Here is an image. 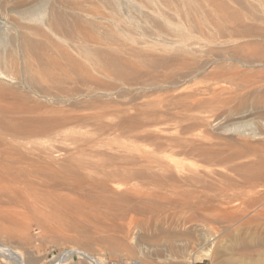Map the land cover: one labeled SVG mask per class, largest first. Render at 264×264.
Masks as SVG:
<instances>
[{"label":"rangeland","instance_id":"rangeland-1","mask_svg":"<svg viewBox=\"0 0 264 264\" xmlns=\"http://www.w3.org/2000/svg\"><path fill=\"white\" fill-rule=\"evenodd\" d=\"M7 1H9V0H7ZM40 1L41 0H34L33 3H31V4L32 5H36V4L40 5ZM67 1H68V3H67ZM70 1L71 0H66V1L65 0L64 1L63 0H58V1L57 0H53V1L49 0V3H50L49 6L52 7L53 4L54 5L56 4L57 8H61L62 6H64V7H62L63 10L68 7V9H67L68 11L67 10L63 11L62 8L59 9L60 11L64 12V16H65V18H64L65 20L64 21L68 23L69 19H71L70 22H72V19H73L72 18L73 17L72 14L73 13L76 14L77 11H78V8L81 9V7H82V5L80 6V4H83V7H82L83 10L79 9L77 14H79L80 17L83 16L82 17V19H83L82 25L86 26L84 28L89 30V29H92L91 26L94 25V29H92V31L94 33L98 34V35H101V36L102 35L103 36L108 35L109 32H111L112 35L116 33L114 35L115 37L111 36V33H110L111 39L115 43V45H117L116 43L119 42V40H120V42L118 44L119 47H117L115 49L112 48V51H110L112 61L114 60V58L120 59V55L122 53H126V54H128V56L129 55L133 56V54H134L135 58L132 57V56L131 57L129 56V59H128L127 58L128 56L127 57H123V56H125L123 54L121 57L125 58V59L121 58L119 61H117L118 65L116 64V61L115 62L113 61L114 63H112V61H111V62H108L107 64L105 63L106 61L103 62V63H105L108 66V68H107V66H104V67H105V69L107 71L106 74L107 73H109V74L105 75V72H104L105 70L103 71V73H95V72L94 73L95 74H99L100 77H102V78L104 77L106 82H105L104 79L100 78L99 75H95L94 73H92L93 71L88 69L89 72L91 71L92 76L94 74V76L91 77V74L87 72L88 70L84 71V70H86V69H84L83 71L85 72V74L87 76L90 75L91 79L93 78L91 80L89 76L87 77L85 75V77L90 79L89 82H91V83H89L86 80L87 78L83 77V74H84L83 71H80V69H79V72L81 73L80 75L82 77L79 75V73L77 72L76 69H75L76 71L75 70L72 71V69L70 68V70L72 71L71 72L69 70L68 66H70V67H72V66L67 61H65L63 58H61V56L57 55V53H56L57 51H56V48H55L56 45L57 46L58 45L61 46L60 44L62 43V45H64V47H66L64 42H62V40H58L55 37L50 36V42H51L50 44L51 45H49V44H47V45L52 46L50 48H54V49L51 50L50 48L48 49L46 47L47 45L45 47L42 46L43 41H44V39H42V37L35 36L34 40H36L37 38L38 39H37V41H34L32 39V36H30L31 37L30 39L32 40L33 44L36 45V46L33 45V47L31 49L19 50L16 47H14L13 48L14 49L13 53H14L15 56L13 54H11L9 56L8 55V54H10L9 50H7L8 52H3V53H2V51H0L2 54H4V55H1V53H0V55L1 56H6V57H4V59H6V60L8 59V61H5L6 62L5 65L1 64L4 67V69L0 68V70H3L4 72L6 71V73H8V74H4V77H6V75L8 76V78L7 77L4 78L5 80H2L3 78H0V91L2 92V93L0 92V94H1L0 102H1V100L3 101V99L7 100L6 102L5 101L2 102L3 106L5 108L1 107L2 103H0L1 104L0 111H4V110L6 111V110H9V109H12V108H14L13 106H15V105L25 106L26 107V105L28 106L29 104H30L29 106H31V108H33V109H34V106L37 107V108H35L36 110L40 109L39 108L40 105H42L40 107H43L45 105V107L46 106L47 107L46 108L43 107V109L41 108L40 110L43 111L44 109H47L49 107L48 108V112H51L50 110H52V109L54 110V108H55V111L52 110V112H60V111L62 112V111H65V110L66 111L69 110L68 112H70L71 110H74V112L71 111L73 113H71V112L70 113L73 116H75L76 118H78L77 119L78 121L76 120V122H78V124H76V122H73L71 125H68V127H66V128H69V130L71 132L69 130H66V132H65L66 128H64L63 129V134H64L63 136L64 137H62L61 139L59 138L58 141L55 140L56 138L55 139L54 138H50L53 141L55 140V142L50 141L49 142V144L51 143L50 145L49 144H44V142L46 143V141L48 142V140H50L49 138L48 139L46 138L45 139L46 141H44L42 143V140H43L44 137L41 138L40 140L36 138V141L38 140V142L35 141L36 143L33 142L35 139H33L32 142L35 144L36 148H38L37 146L39 145V149L41 147L42 148L45 147V148H48V149H51V150H52V148L54 150L55 149H59L58 150L59 152L58 151L57 152L61 153V154H58L57 152L52 150V151L55 152L54 154H56V156L55 155H53V156L56 157L55 158L56 159L55 163H57V164H58V160H57L58 156L60 158V159L59 158L58 159L60 161L64 159L63 161L64 162L66 161L65 163H68L71 160L70 158H72V160H74L76 162L77 160L74 159L75 158L74 156L77 157L79 155V153H81V150L84 151V152L82 151L83 154L85 153L84 155L89 154L88 156H92V155H95L94 152L95 153L97 152V151H94L93 154H92V151L99 149V152H97L96 153L97 155H95L96 157L93 156L94 159H92L91 157H90L91 159H89V157L86 156V159L90 160L89 161V165L91 164L93 166H89L88 163H87L88 161H86V159L84 160L85 157L82 158V156L79 157L80 160H82L81 162L83 163V161H84L85 165L86 166L88 165L87 167L91 168V170H93L94 167H96L95 168L96 171H99V169L101 168L100 167L101 166V161L103 162L102 163V165H103V164L106 163V161L107 162H111L113 164L114 163L116 164V161L118 160L117 164H116V167H119L120 169H125V170H127L130 167V169H128L127 171L130 173L131 176L130 175H128V177L122 176L123 177L122 180H121V178H122L121 176H119L118 178L112 179L113 181H116V182H113L114 183L113 185H115V186H113V188L114 189L115 188L118 189V190H115V191H117V192H115L113 190V188H112V193L115 194V195L120 194L123 197L125 196L124 197L125 202L124 201H116V202L114 201V204H113V201H112V203H111L112 205L109 204V206H107V205H105V206L104 205H99V206L95 205L96 207L95 206L94 207H90L88 204H85L84 200L80 199L78 201V197L75 195V193H70V192L67 193L66 192V194L68 195V199H69V197H71V199H70L71 201H73L76 198L75 200L78 201L79 203L82 202V201L83 202L80 203L81 205L79 203H77V202L73 203V206H77V205L78 206L76 207L77 210H74V208H72L71 212H69L70 210H68V209H65V212H63L64 208H62L61 209L62 213H61V216L59 217L60 219L59 218L58 219H55V218L53 219V216L51 215V219L49 221V219H47L48 217H44V216L47 215V214H50V212H47V214L44 213L45 215L43 214V217H44V219L46 218L45 220H47L46 223H45L44 222L45 220H43V219H41V221L39 220V216L36 217V218H38V219H36L34 216L31 217L30 214L24 215L25 213L22 211V209H20L19 207H16L14 205L16 207L15 208L13 206V204H11L12 206H10V204H9V206H6V205H8V203L4 204L5 202L2 199L1 201L3 202L4 205L0 202V204H1L0 206L2 207V205H3V208L0 207V211H3L2 213H0V215H5L11 221L8 220V219L3 218L4 216L3 217L0 216V228H1L0 229V236H1L0 237V244H4V246H7V247H9V248H11L13 250H15L17 248L16 251L19 250L18 252L21 251L22 253H20V254L22 255V257L26 256V257H23L24 260H25V263H29L27 261L28 260V254H32V256H33L34 253H35V255H37V256H33L34 258L31 257L33 259V261L31 260L33 264H36L37 262H38L37 264H60V263L61 264H67V263L68 264H82L81 262L77 263V260H75V259L73 261H71V260H67V261L64 260L63 262L61 261V260H63L64 255H66L68 252H70L72 250H77V249L78 250L82 249L83 251L85 250L86 252L89 251V252H87V255H89V256L95 258L96 260H98L100 262V264H132V263H134L135 260H139V259L142 260V258L144 256L141 255V253H142V251H144V249H146L148 247H150V248H148L150 250V252L153 251L151 253H153L154 255L156 254V256H159L158 259L156 260V263H154V264H230V263L227 262V260H226L227 257L225 256L226 254L224 253V250H223V249L226 248V246L228 244V239L227 238L228 237H230V238L231 237H235L238 234L235 230L240 227V222L246 221V219H248V218H250V217H252L254 215L255 212H253V206L249 205V203L250 204L252 203L251 202L252 199H250V198H254L253 195H255V192H256V189H257L256 185L258 187V185L260 183V180L258 179V177L260 175L261 176L264 175V173H263L264 172L263 171L264 170L263 169L264 168V166H263L264 165V105H262L263 108L259 109V107H260L259 105L260 104H258V102L260 100H261V102H259V103H261V104L264 103V56H263L264 55V52H263L264 51V39H263L264 38L263 37L264 34H262V33L260 34L259 33L260 32L259 30H264V29L261 28V27L264 28V11H263L264 10V8H263L264 1L263 0H259L257 2V0L256 1L255 0L254 1L253 0H221V2H219L220 0L219 1L218 0H188V1L187 0L186 1L185 0H157V3H156V0H155V2H152L151 0H138V1L134 0V2L137 1V2H135L137 4L141 3L140 5H137L134 2H132L133 0H128V3L131 6H132L131 2L138 6L137 8H136V6L134 7V5L132 7H130L132 9V11H130V8H129L130 5L128 6V3L126 2L127 0H122L121 2L119 0H76V1L72 0L71 2ZM79 1H80V3H79ZM81 1H83V3H81ZM103 1H105V2H103ZM1 2H3V1H1ZM64 2H66V4ZM73 2H75V3L77 2V4H75V3L73 4ZM222 2H224L225 5H222L223 4ZM239 2H240V4H239ZM256 2L258 3L259 7H258V5H256L257 4ZM259 2L262 4V7H261V4ZM121 3H123V4H121ZM142 3H143V6H142ZM1 4H0V8H1L0 9V11H1L0 12V19H1L0 20V25H2L4 23V21H5V23L3 25H5L8 22V18H9L10 14L6 11L7 10L6 9V3H3L2 5ZM220 4H221V7L223 8V10L221 9ZM249 4L252 5L251 6L252 8L251 7H247V6H250ZM32 5L28 4L27 7L30 8ZM68 5H71L70 9H69ZM75 5H77V6H75ZM65 6H66V8H65ZM76 7H78V8H76ZM140 7L142 9H140ZM224 7H226V8L224 9ZM257 7H258V9H260V10L257 9L259 12L257 10L254 12V10ZM127 8H129V9H127ZM71 9H72V13L70 11ZM137 9H140V12H138L139 10H137ZM75 10H77V11H75ZM250 11H252V12H250ZM2 12L6 13V15L4 13V17L2 16L3 15ZM94 12H95V14H94ZM96 12H97V14H96ZM82 13H83V15H82ZM84 13H86V14H84ZM235 13H237V16L239 18L236 17V19H234L233 16H234ZM7 14H9V15H7ZM68 14L70 15V17H69ZM249 14H252V15L250 16ZM98 15L103 16L101 18V20L100 19L98 20V18H100V16H98ZM244 15H246V17H244ZM247 16L249 18H251L250 21L248 20ZM84 17L85 18L87 17V21H86V19ZM244 18H245V21H244ZM88 19L91 20L89 22L90 24H87L88 23ZM253 19H255V21L256 20L257 21L255 22V21H253ZM240 20L242 22H240ZM85 21L87 22L86 25H84ZM93 21L95 23H97V25L95 23H93ZM251 21H252V23H251ZM36 23L37 22H35L34 24H36ZM242 23H244L245 25L247 23L248 26H249V24H253V25L255 24L256 26L255 25L254 26L250 25V26H252L253 29L254 28H256V29H254L252 31V29H251L252 27H250V26L247 27V25H246V27H247L246 28L245 25H243ZM261 23L263 24V26L261 25ZM241 24L243 25V27H242ZM87 25H90L89 28L87 27ZM239 26H241V28ZM249 28H250V30H249ZM241 29H243L244 31L241 30ZM246 29L248 30V33H247ZM96 30H97V32L100 31V33H97ZM113 30L114 31L116 30V31L114 32ZM121 30H124L125 33H123V31H121ZM179 30H180V32L181 31H183V32L179 33ZM237 30H239L238 33H236ZM119 31H121V32H119ZM240 31L242 32V35L239 34ZM251 31L254 32L253 35H256V37H253V35L252 36L250 35V33L252 34ZM12 32H13V30H12ZM104 32H106L107 34H104ZM233 32H234V35H233ZM243 32L246 35L247 34L250 35L251 38L248 35L246 37H244L245 34H243ZM101 33H103V34H101ZM117 34L120 35L119 38H121V39L116 40L117 37H118ZM126 34H127V36H126ZM121 35H122V37H121ZM236 35H238L240 37L242 36L241 39L244 42H242L241 39H239L240 37L237 38ZM258 35H259V37H258ZM182 36H185L186 39L184 37H182ZM191 36H192V40L190 39ZM231 36H232V38H231L232 40L230 39ZM234 36H236L235 40L233 38ZM127 37H128V39L131 37L132 40L134 38L133 41L135 43H133V41H132V44H133L132 48H135L136 50L135 49H130L131 48V46H130L131 42L129 40H131V39L128 40V39H126ZM187 37H189V38H187ZM40 38L43 41L39 40ZM113 38H116V39H113ZM137 38H138V40H142V41H140V43L143 42L141 44L143 46L145 45V41H147L146 42L147 46L146 47L145 46L142 47V46H140V44H139V46H137L138 42L136 43V41H135V39L137 40ZM183 38H184V40H183ZM53 39L56 40V42H58V43L56 44V42L53 41ZM175 39L178 41L177 43L174 41ZM188 39L191 40V43H193V45L190 43V40L188 41ZM126 40H127L128 43L126 42ZM185 40H187V41H185ZM238 40L240 41V43H239ZM233 41H235V42H233ZM59 42H61V43L59 44ZM122 42H124V43H122ZM186 42L188 44H186ZM198 42L200 44H197ZM245 42H247V43H245ZM121 43H122L123 47H121L122 45L120 46ZM37 44H40L39 45L40 49H39V46H37ZM124 44L125 45L127 44L126 46L129 49L128 48L126 49ZM195 45H196V47H195ZM238 45L241 46L240 49H239V47H237ZM242 45H244V46H242ZM191 46H193V49L195 50V51H193V50L191 51L192 55H194V58L196 56V58L198 57V59H199V62H198V59H195V61H194V64H197V67H196V65L191 64L193 62H190V61H192L194 59V58L191 59L192 58L191 52L190 51H185L186 49L190 50L189 47L191 48ZM198 46H200V50H199ZM235 47H237V49H235ZM46 48L48 49V51L46 50ZM120 48L121 49L124 48L125 52H122V51H124V49L121 50ZM137 48H139L138 51H137ZM143 48L145 49L146 53L140 52L138 54L136 53L137 55L135 54V52H139L140 50L144 51ZM36 49L39 50V51L42 50V52L41 51L39 52ZM113 49H114V51H113ZM101 50H103V49H101ZM116 50H118L117 52L121 51L122 53H119L120 55L118 56L117 52H116L117 54L114 53ZM128 50H129V52L131 50H133V51H131L133 54H131V52L129 53ZM146 50H148V51H146ZM169 51H170V54H169ZM202 51H205V52H202ZM194 52H196V53H194ZM33 53H34V55L32 56ZM51 53L53 54V56L51 55ZM20 54L22 56H24V57H22ZM139 54H142V55L146 54V56H148V58L146 59L145 55H144V57L142 55H140L141 61H137L136 57L137 56L139 57ZM186 54L188 55V57H189V54H190V57H189L190 59H188ZM245 54H246V56H245ZM248 54H249V56H248ZM25 55L26 56L28 55L29 58H33L34 62L33 61L32 62L34 64L30 61L31 59L29 60V58H25ZM239 55H241V56H239ZM1 56H0V62L2 60ZM17 56H18V61H17V59L14 60V58H17ZM114 56H116V57H114ZM44 57H46L45 58L46 60L41 59V58H44ZM74 57H76V56L74 55L73 58ZM138 57H137V59H139ZM169 57H170V59H169ZM174 57H176V58H174ZM179 57H180V59H178ZM182 57L185 60L188 59L187 62H190V63H187L184 59L182 60L181 59ZM126 58L128 60H130V58H131L130 62H133V64H134L133 65V64L130 63L133 66V68H132V66L130 67L131 70L129 71V73L131 75L133 73L132 77H130V75L128 73V70H127V67H129L130 64H126V63L129 62ZM25 59H26V62H28V65L29 64L31 65V66L29 65L30 67H27L26 65L23 66L24 64H27L25 61H21L20 62V60H25ZM39 59H41L42 61L39 62V64H38ZM55 59H57V60L59 59V60L57 61ZM60 59H62V60H60ZM54 60H55V62H54ZM122 60L125 62L124 64H123ZM125 60H127V62ZM134 60L136 61L137 65H135V61ZM149 60H150V62L152 60L151 64H150ZM180 60H182V61H180ZM252 60H253V62H252ZM11 61H12V63H11ZM46 61H47V63H46ZM64 61L66 62L67 65L63 63ZM153 61L156 64L158 63L159 65L158 64L156 65ZM156 61H159V62H156ZM183 61L186 62V63H184ZM8 62H10L11 65L14 66V67H16L17 62H20V64L18 63L19 67H18V65L16 67L18 69H15L14 67L9 66L10 64L7 65ZM23 62H25V63H23ZM120 62H121L122 65L126 64L128 66L125 65L124 67H126V68H124L123 66H119V65H121V64H119ZM140 62L141 63L143 62V64H141ZM160 62L162 64V66H161L162 68H160ZM162 62L163 63L165 62L167 64L170 63L168 65V67H167L169 72H168L167 68H165L167 66V64H164L165 66H163ZM171 62H173L172 63L173 65L171 64ZM181 62L183 64H180ZM201 62L203 63V66L205 65L204 67L202 66ZM110 63H112L111 66H110ZM252 63H253V65H252ZM60 64H62V66L64 67L65 70H62L63 68L61 69L62 66L60 67L59 66ZM113 64H114V66L117 65L120 68L123 67L122 69H124V70L120 69V71H119V68L117 66L116 67L118 69L116 67H113L112 69H110L113 66ZM144 64L147 66V68L141 67ZM148 64H149V66H148ZM175 64H176V67H178V65H181L183 68L181 67V69H180L179 68L180 66H179L177 69H175L176 67H172V66H175ZM185 64L187 66L189 65L190 68L185 70L186 67H187V66H185ZM1 65H0V67H1ZM42 65L43 66L46 65V67L45 66L42 67ZM138 65H139L138 68L141 67L139 70H138V68H136V69L134 68V66L137 67ZM150 65L153 68H151ZM22 66L24 67V69H23ZM38 66H41L40 69L41 68L44 69V70L41 69V71H43L44 73L39 71V67ZM58 66L60 67L61 72L59 71L58 73H55L54 70L55 71L59 70ZM109 66H110V68H109ZM155 66H157V67H155ZM192 66L193 67L195 66L194 67L195 70H194V68ZM6 67L7 68L9 67L8 68L9 70L6 69ZM20 67H21V70H20ZM191 67L193 68V70H191L192 72L190 71V69H192ZM198 67H200V68H198ZM55 68H57V69H55ZM149 68H151L153 70H156V71H154V73H151V74H153V76H156V77H153L149 73L150 71L151 72L153 71V70H151ZM170 68L172 70H170ZM10 69L13 70V73H11L12 71ZM147 69H149V72H147ZM23 70H24L25 73L22 72ZM110 70L111 71L114 70L113 71L114 73H115V71H117L118 76L121 75V74H119V72H123V71L125 72V73L123 72L122 76H124V75H126L128 73L126 76H127V78L129 80L127 78H125L126 76H124V78L127 81L124 78H122L121 76H120L121 78L120 77L117 78L116 75H114V73H113V76H112V74H111L112 72H108ZM165 70H167V71H165ZM182 70H185L187 72H184ZM3 71H0V73H2ZM17 71H18V73L21 72L20 74H23V73L24 74L23 75L19 74V76H18ZM27 71L31 72L32 75H33V72H34V74L36 76H32L31 73L29 74ZM62 71H65V72H62ZM74 71L76 73H78V75L80 77L78 75H74ZM14 72H16L17 75ZM26 72H27L28 75H26ZM47 72L51 76L50 75L48 76ZM146 72H147V74H146ZM157 72H159L160 76L157 75L158 74ZM164 72L167 73V74L168 73L171 74L172 78H174V76H175V79H172L171 77H168L169 74L165 75ZM9 73H10V75H9ZM63 73H65V74H63ZM12 74H15L16 76L14 77V75H12ZM39 74L42 75V78H40L41 75H39ZM44 74H46L44 76L45 78L51 79V80L53 79V80L52 81L51 80L47 81V79L43 78ZM60 74L66 75V76H62L61 75L62 78H63L62 79ZM69 74H70V78L72 77L71 80H73V81L75 80L76 81V82L74 81V83H73V85L75 87L72 85L73 81L69 82L70 79H69V76H67ZM102 74H103V76H102ZM154 74H156V75H154ZM161 74L163 76L164 75L165 76L162 77ZM37 75H39V77H37ZM171 75H169V76H171ZM182 75L186 76L185 77L186 79H184V77ZM29 76H30V78H29ZM56 76H58L57 78L60 77V79H58L57 81L55 80V79H57ZM73 76H74V78H73ZM96 76H98V78H99V79L97 78L98 82H97V79L95 78ZM107 76H109V78L112 76L113 79H112V77L109 79V78H107ZM145 76H147V77H145ZM148 76L151 77L150 78L151 80L148 79L149 78ZM166 76L168 78H165ZM64 77L67 78V79H65ZM77 77L80 78L79 80L82 83L79 84V81H78ZM160 77L163 78V79L165 78L166 81L163 80V79H160ZM94 78L96 80H94ZM145 78H147V79H145ZM170 78L172 80L167 82V80H169ZM100 79H102V80L100 81ZM142 79H143L144 82L142 81ZM158 79H159V81L160 80L161 81L159 82ZM6 80L8 82H5ZM61 80L62 81L64 80L63 81L64 83ZM85 80H86V84L88 85L87 87H89V89L86 88V84L84 83ZM120 80L122 82H120ZM145 80H148V82L152 81V80H155V81H158L159 84H157V82H155V81H152V82H149V83L150 84L155 83V84L149 85V83L146 82ZM45 81H47V83ZM49 81H51V82H49ZM65 81H66V83H65ZM92 81L97 82V84L95 82H92ZM99 81H100V83H99ZM10 82H12V83H10ZM19 82H21V83H19ZM67 82H68V85H67ZM141 82H143V84ZM1 83L5 84V86L6 85L7 86L4 88V86ZM57 84H59V86ZM83 84H84V86H83ZM107 85H111V86L113 85V86L111 87V86H107ZM2 86H3L4 89L3 88L1 89ZM10 86H11V89H10ZM47 86H49V88ZM69 86H70V88H72L73 91L69 88ZM98 86L100 87V89H99ZM105 86H106V88H108L110 90L109 91V90L106 89L107 92L109 91V93H110V95L108 96L109 98L106 95V94H109V93H107V92L105 93V91H106L105 90ZM7 87L10 89V91L11 90L12 91L13 90L14 91L18 90V92H14V93H17V94L23 93V94H26L25 96L29 95L30 98H32V99L27 100L28 103L25 101V102H23V104H19L18 103L19 100H20V102H22V99L24 101V100L28 99L29 96H27V98H26V97L23 96V94H22L23 97L18 95V101H17L16 100L17 99L16 98V94H15V96H13L14 93L11 91L12 94L11 93L10 94H11L12 98L15 97L16 101L13 100V101H15V105H14V103H12V105H10V100L12 102V99L8 98V97H10V95L7 94L8 93L7 91H9V89ZM42 87H44V88H42ZM59 87L62 90V94L61 95H60L61 92H57L58 90H60ZM64 87H66V89H69L71 91V92L69 90L66 91V93H69L70 97H72L74 95L73 98H75L77 101L80 99L79 101L82 104L84 103L83 105H85V106L81 105L79 101H78L79 102L78 104H80V105H78L77 101L75 99H69L70 97L66 93H63V92H65V91H63ZM41 88H42V90H41ZM54 88L55 89L58 88V90L56 89L57 90L56 91ZM39 89L42 92H40ZM44 89H45V91L47 90L49 92L46 91L47 92L46 93L44 91ZM66 89H64V90H66ZM96 89L100 90V91L104 90V92L101 91L102 93L101 92L99 93ZM91 90L97 91L99 93V95L100 94L101 95H106L107 98L104 96V98L106 100L103 97H101V99L103 98L102 99L103 101H107V100L111 99V100H109V101L112 102V103L110 102V105L112 106V104H113V106L110 107V108L113 111L111 109L110 110L100 111V110L95 109V107L93 109L92 106H96L94 103L97 102V101H100V100H97L98 98L95 99V96H93L92 93H89V91H91ZM144 90H145V92H144ZM4 91H6V92H4ZM19 91H20V93H19ZM77 91L80 92V93H77ZM85 92H87V93L85 94ZM5 93H6V95H4ZM56 93H59V94H56ZM71 93H73V95H70ZM2 94L6 98L4 96L2 97ZM47 95H49L48 96L49 98L47 97ZM52 95L55 98H53ZM57 95H60L59 97L61 99L59 97H58L59 99L56 98ZM65 95H66V97H64ZM75 95L76 96L78 95L79 98L77 99V97ZM79 95L80 96L84 95V96L80 97ZM63 97H64V99H66L67 97H69V98L66 99L65 101H63L64 100ZM85 98L88 99V102L90 100L93 101L92 100L93 98L95 99V101H94V103L93 102H89L87 104V100L85 101ZM32 100H34V101H32ZM256 100L258 101V102H256V104H258L257 106L255 104ZM147 101H150V102H147ZM7 102H9V103H7ZM33 102L38 103L39 106L38 105L36 106L35 103H34L35 105L32 104ZM54 102H55V104H54ZM73 102L74 103L76 102L75 103L76 106H80V107H74L75 104L72 105ZM153 102H154V105H153ZM240 102H242V104ZM65 103H67V105ZM69 103H71V104H69ZM91 103L93 104L92 106L90 105ZM97 103L99 104V102H97ZM149 103H150V106L153 105L152 108L153 107L155 108V109L153 108L152 112L150 111L152 108L149 106ZM252 103L254 104V106L251 108L250 105ZM147 104H148V107H147ZM243 104L244 105L247 104L246 107L248 106V108H244ZM8 105L11 106L12 108H10ZM60 105H62L63 107L66 105V108L69 106L68 107L69 109L68 108L67 109L64 108V110H62L63 107L60 106ZM71 105H72L73 108H75L76 110L78 109V110L76 111L75 109L70 107ZM87 105L90 106V107H88ZM241 105L243 106L244 109L242 107L238 108ZM144 106L147 107V108L145 109ZM50 107H53V108H50ZM60 107H62V108H60ZM256 107L258 108V110L256 109ZM56 108H57L58 111L56 110ZM59 108H60V110H59ZM33 109H31V110H33ZM87 109H89L88 110L89 112L87 111ZM114 109L116 110V112H115ZM82 110L84 111V113H83ZM91 110L93 111L92 114H91ZM96 111L97 112L99 111L100 113L98 112V114L101 115V116L99 115V117L97 118L99 120V122L97 120L98 123L96 122V119H91V117H93V116H94V118H95V116L97 117L98 114L93 115L94 112L96 113ZM105 111H107V112H105ZM110 111L113 112V113L111 112L112 115H111ZM247 111H249L250 114L252 113V111H254L255 114L252 113L250 115L249 113H247V115H246L245 112H247ZM124 112H126V113H124ZM101 113H103V115ZM107 113H108V115H107ZM139 113H141V115ZM80 114H84V115L88 114L87 117H89V114H90V118H88L89 120L86 118V116H84V115L81 116ZM136 114H138V115L135 116ZM150 114H153V115H150ZM189 114L190 115L194 114L193 115L194 117L191 118L192 116H190ZM241 114L242 115L245 114L247 117L245 115L242 116ZM138 116L141 119V121L139 120ZM80 119L82 120V122H81ZM85 119H86V121H85ZM248 119H249L250 123H249ZM79 120H80V122H79ZM108 120H110V121H108ZM156 120L159 121V122H157ZM91 121H92V123H89ZM100 121H101L102 124L100 123ZM105 121H106V124H105ZM142 121H144L143 122L144 125H142L143 124ZM246 121H248V122H246ZM87 122H88V124H87ZM218 122H219V124H217ZM116 123L119 124V125H116ZM123 123H124V125L125 124L126 125L124 126ZM239 123H241V125H239ZM112 124H114V126L116 125V126H120V127H115V129H114V126ZM121 124H122V126H121ZM128 124H129V126H128ZM130 124H131L132 127L130 126ZM100 125H103L104 127L102 126L101 129L98 128V127H100ZM236 127H237L238 130L236 129ZM134 128L136 130L133 131ZM143 128H144V130H143ZM67 131H68V133H67ZM73 131L75 133H77L76 136H78L80 134V137L82 136L84 138V140L83 139L82 140L79 139L80 138L79 136H78L79 138H77V139H76V136H75V138L71 137L72 135H74ZM142 133H144L145 135L143 134L144 135L143 136ZM68 134H70V135L72 134V135L68 136ZM158 134L160 136H158ZM167 134H168V136H167ZM65 135L68 136V137H66L67 139H65L66 141L64 140ZM136 135H138V136L136 137ZM155 135H156V137H154ZM174 136H176V137H174ZM70 137H71V140H70ZM68 138H69V140H68ZM73 138L77 140V143H79V145L81 143L78 140H81L82 142L86 140L85 143L86 144H90V145L89 146L86 145V144L83 145V143H82V145H83L82 148L83 149H81L80 148L81 146L77 147L78 144L77 145L75 144L76 141ZM175 138L179 139L180 143L184 140L183 143H181V144L179 143L180 144L179 147H178V140L175 139ZM90 139H92V140L90 141ZM39 141L44 146H42V144H39L40 143ZM72 141H73V144H75V145L72 144ZM158 141L160 143H158ZM52 142L56 144V148L53 147V143ZM135 143L137 144V146H136ZM168 143L171 144V145H169ZM174 143H175V145H174ZM190 143H191V145H190ZM34 144H33V147H34ZM55 144H54V146H55ZM133 144L137 148H135L133 146ZM143 144L146 145V147H144ZM40 145H41V147H40ZM47 145L51 146V147L49 148ZM188 145H190V148H186ZM192 145L194 147L196 146L195 149L193 148ZM63 147L66 148V149H64ZM76 147L80 148L81 150L79 149L77 151ZM84 147H85V149H88V150L85 151ZM94 147H96L97 149L96 148L94 149ZM125 147H127V148H125ZM182 147H184V148H182ZM67 148L71 152V153L67 152L68 155L64 154V153H66V151H68ZM73 148H76L75 151H77L78 155L75 154L76 152L74 151ZM90 148H92V150ZM116 149L118 150L117 154H119V155L116 154V152H115ZM187 149L189 150L188 151L189 153L185 152V151H187ZM191 149L192 150L194 149L193 151H195V152L191 151V153H190ZM62 150H65V151L63 152ZM119 150L120 151L122 150L121 151L122 153L119 152ZM152 150H154V152H152ZM73 151H74L75 155L72 154ZM100 151H102V152H100ZM104 151H106V153ZM123 151L126 152V156H128V157H129V155H127L128 152H129V154L131 153L130 154L131 157L130 158H128V157L125 158ZM155 151H156V154H155ZM197 151H199V153ZM201 151H203L204 153L201 152ZM141 152L144 155H145V152H146V155L148 154L150 156V160H153V161L149 162L150 160H146L147 156L145 155L146 156L145 157ZM149 152L152 153V154H149ZM172 152H174V154H172ZM200 152L203 153L205 155V157ZM109 153L112 155V157H111V155ZM140 153H141V155H140ZM175 153H176V155H175ZM83 154L81 153V155H83ZM132 154L134 155V157L132 156ZM161 154H162V156H161ZM213 154L215 156L216 155L217 156L215 157ZM218 154H219V156H218ZM69 155H72V156L69 157ZM135 155H137L139 157V159H140L141 156H144V157H143V159L141 157V159L139 161V159H137V157H135ZM151 155L152 156L153 155H157V156H154V158L155 157H157V158L156 159H151ZM171 155H172V157H171ZM64 156H66V157H64ZM99 156H100L101 159H98ZM119 156L120 157L123 156V157L120 158ZM235 156H238V157H235ZM165 157H169V159H167ZM61 158H63V159H61ZM133 158L135 159L134 160L135 162L137 161L136 162L137 165H134L135 162L133 163V160H132ZM171 158H173L175 163H171L172 162L170 160ZM220 158H222V159H220ZM76 159H78V157ZM95 159H96L97 162L94 161ZM148 159H149V157H148ZM160 159H162V161ZM72 160L70 162L75 163ZM80 160L77 163H81ZM99 160H101V161L99 162V164H97ZM141 160H144V161L146 160V161L144 162V161H141ZM177 160H179L180 162L177 161ZM93 161H94V164H92ZM187 161H188V163H187ZM147 162H149V163H147ZM156 162L157 163L159 162V163L157 164ZM60 163L61 164H65V163H62V161ZM126 163H127V166L129 165V167L126 166ZM141 163L143 165H141ZM177 163H179L180 166L179 165L177 166L176 165ZM189 163H191V164H189ZM139 164L141 166H139ZM161 164H162V166H161ZM256 164H258V165H256ZM130 165H132V167L137 166V167H139V168L141 167L143 169L147 168L146 170L139 169V168L137 170L139 173L143 172V174H145V175H143V176H145V178H143L141 174L140 175L136 174V173H138L135 170L137 167L131 169ZM236 165L240 166L239 167L240 169H238V166H236ZM246 165H249V166H246ZM98 166H99V168H98ZM143 166L144 167L146 166V168H144ZM186 166H187L188 169H186ZM126 167H127V169H126ZM148 167H150V168H148ZM164 167H165V169L167 168L166 172H164L165 171ZM258 167H260L261 169H258ZM227 168H229V170ZM233 168H234V170H233ZM248 168L249 169L251 168L250 171H249ZM174 169H175L176 172H179V170H180V172L177 173L179 175L175 174L176 172L174 171ZM147 170H148V172L150 171L151 174L147 173ZM185 170L186 171L192 170V172L193 171L194 172L198 171L196 173L195 177L198 176L199 172H200L199 174H204L206 172L207 175L208 174L210 175L212 172H214L216 170V173H213L214 176L212 174V176L214 178L212 176L208 177L207 175L205 177V174H204V176L203 175H199L198 178H196L195 181L192 180V182L194 184L193 186L196 185L195 187H193L192 184H191V181H190L191 178H189L190 177L189 175L191 173L188 175V172L186 174ZM210 170H213V171H210ZM257 170H259V171L256 174ZM93 171H95V170H93ZM133 171H135L136 173L134 174ZM154 171H155V173H153ZM157 171H158V174H156ZM159 172H161V174ZM163 172L165 173L164 176H163V174H164ZM189 172H191V171H189ZM241 172H244V173H241ZM249 172H250V176L248 177L247 174L249 175ZM159 174H160V176L158 177L157 175H159ZM169 174H170L171 178L170 177H168V178L166 177L167 175L169 176ZM183 174H184L185 178H182L181 175H183ZM215 174L218 175L219 177L215 176ZM223 174H224V176H223ZM258 174H259V176H258ZM149 176H150V179H152V180H150L148 178ZM152 176H154V177H152ZM178 176H180L179 179H178ZM200 176H203V181L205 180V182L202 183L203 186H202V184H201V186L198 185L200 187L199 188L197 186V184H199L198 182L200 181V179H202V177H200ZM129 177H131V178H129ZM156 177L159 178V179L157 180ZM220 177H223V178H220ZM246 178L249 181H246ZM180 179H182L181 181H183V183L180 181ZM217 179H219V180L217 181ZM221 179H223L222 181H224V182H221L220 181ZM226 179H229L231 181H228ZM118 180H119V182H117ZM206 180H208V181H206ZM254 180L255 181L257 180L258 182H256V184H254L255 183ZM172 182H174V183H172ZM201 182H202V180L200 181V183ZM209 182H212V183H210L208 185ZM204 183H205L206 186H204ZM187 184H189V185H187ZM212 184H213V186L216 185V187L214 186L215 187L214 189H213V187H210V185L212 186ZM223 184H225V185H223ZM226 184H227V186H226ZM109 185L112 186V183H109ZM217 185H218V187L220 186V188H219L220 190H218ZM251 185H252V187H251ZM231 186L232 187L234 186V187L231 188ZM127 187H129V189ZM253 187H255L254 188L255 191H253L254 189L251 190ZM209 188H211V189H209ZM150 189L152 191H150ZM226 191H228L227 194H226ZM248 191H250L251 193L254 192V193H252L253 195H251V193H249ZM237 192H239V193H237ZM145 193H147V194H145ZM71 194H73L74 197H72ZM223 194L224 195L226 194L225 198H224ZM245 194L248 195V196H246V198H245ZM137 195H139L138 198L136 197ZM250 195L253 196V197H251ZM179 196H180V199L178 198ZM218 196H221V197H218ZM229 196L230 197L232 196V198H229ZM234 196L235 197L237 196L236 199H235ZM241 196L243 197V199H240V198H242ZM133 197L134 198L136 197L137 199H134ZM226 197H228V198H226ZM126 198H127V200H126ZM142 198H143V200H141ZM186 198L189 199V200H187ZM246 199H248V200L246 201ZM171 200H174L175 204H177V202H175V201H178V204L175 205L174 203H172ZM179 200H181V201H179ZM185 200H186V202L188 201L189 204H188V202L186 204ZM230 200H231V202H230ZM243 200L247 202V204L250 206V208H248V205L244 204ZM145 201H147V202L144 203ZM191 201H192V203H191ZM122 202H124V203H122ZM127 202H129V203H127ZM179 202H181V203L179 204ZM229 203H231V204H229ZM75 204H77V205H75ZM145 204H147L148 207H146ZM113 205H115V206H113ZM127 205L129 207H127ZM136 205H138V207ZM179 205L182 206V208ZM183 206L186 209L183 208ZM241 206H242V210H241ZM84 207H86V208H84ZM119 207H120V209L122 211L119 209ZM139 207H141L142 209L139 208ZM151 207H154L153 209H155V210H153ZM245 207H247V208H245ZM4 208L8 209L7 210L8 212L11 211V208H12V210L13 209L18 210V211H13V214H14V212H17V213H15L16 217H15V214L14 215L10 214V213H12V211L7 213ZM127 208H129V209H127ZM147 208H148V210L150 209V211L145 210ZM236 208L240 209V213L239 214L237 213V211H239V210H237ZM19 209H20L21 212L24 213V214L20 213V214H22V216L24 215V219H25L24 221L22 220V218H20L21 215L18 214ZM86 209H87V211H86ZM235 209L237 211L234 213V211H232V210H235ZM247 209H248V211H247ZM106 211H108V212H106ZM181 211H184V212L182 213ZM185 211L187 212V214H184V213H186ZM87 212H89V213H87ZM214 212H215V214H214ZM63 213H65V214H63ZM79 213H81V214H79ZM227 214L231 215L233 220H234L235 217H236L235 218L236 221L240 220L241 218L242 219H241V221H238V223L234 224L236 221L234 220L233 223H232L230 221L231 216H228ZM17 215H19L20 221H23L24 225H25V222L27 220H30L32 222L31 223L30 221H27V224L25 225L26 227L29 226L28 224L30 222V226H29L30 232H28V233L26 232L28 230V228H25L22 225L23 223L19 224L20 221H18L19 218L17 220V217H18ZM26 216H28V219H26L27 218ZM48 216L50 218V215H48ZM63 216H65V217H63ZM68 216H70V217H68ZM84 216H86V217H84ZM222 216L225 217V218H223ZM14 217L16 218V220H15ZM72 217H74V218H72ZM238 217H240V218H238ZM1 219H3V220H1ZM183 219H186V221L183 220ZM221 219H222V221H221ZM36 220H37V222H36ZM57 220L58 221L60 220V222H58ZM61 220H64V221H61ZM14 221L16 223L18 221V223L16 224V223H14ZM180 221L182 223H180ZM183 221H185V222L183 223ZM228 221L232 223V224L230 223L231 225L234 224L233 228L230 229L231 232H229V236L227 234L228 232L224 231V228L227 227L228 224H229ZM41 222H43V223H41ZM221 222H223V223L221 224ZM224 223L226 225H224ZM237 224H239V225H237ZM21 225H22V227H21ZM18 226H20V228ZM17 227L19 229H21L23 227L26 229V230L24 228L22 229V231H25L26 233H24V232L22 233V231H21L20 234L22 235V238H26L27 237L25 239L27 242L24 241V239H21V236H19L20 234L18 235L20 230L17 229ZM9 228H11L12 230L9 229ZM10 232H11V235H9ZM185 232H188V233H186L187 235L185 234ZM233 232H235V233L233 234ZM5 233H7V234L5 235ZM179 233H180V236H179ZM23 234H25V236ZM26 234H27V236H26ZM176 234H178L177 235L178 238L176 237ZM181 234L184 237L185 236L186 237L184 238ZM15 235H16V237H15ZM17 235L20 237L21 241L26 242V245H25V243H21L19 241V239L18 240L16 239V238H19ZM130 235L132 237H130ZM9 236L10 237L14 236V238H12V237L10 238ZM110 237H111V240H110ZM135 237H137V238L135 239ZM167 237L169 239H167ZM181 237L184 238V239L187 238L186 240H188L189 242H191L192 240L193 241H192V243L190 245L188 244L186 246V244L189 243V242H187L186 240H184L182 242L183 239ZM200 237H206L207 239L209 238L207 240L208 244L205 243L207 245H204V242H201L199 240ZM65 238H67V239H65ZM145 238H147V239H145ZM176 238L181 240V242L179 244H178V240ZM12 239H13V241H12ZM29 239H30L31 243H30ZM102 239H104L106 241V244L102 243V241H104ZM112 239H114V241ZM121 239L122 240L125 239L123 243H121V241H122ZM133 239H135V240L132 241ZM138 239L140 240V242L136 241ZM10 240L12 241V243H11ZM84 240H86V242ZM118 240H120V241H118ZM194 240H195V242H194ZM197 240H199L200 243H198ZM77 241H79V242H77ZM81 241L85 242L86 244L89 243L90 245L86 246V244H81L82 243ZM28 242L30 243V245H29ZM110 242H112V243H110ZM113 242H115V244ZM117 242L120 245H117ZM126 242H127V244L128 243L130 244V245L128 244L130 247L126 246V248H125V243ZM169 242L170 243H174L175 242L176 247H177V245L179 247H182V246H184V248L186 247L187 253L184 252V254H188V256L184 255V254L183 255L179 254L177 252L174 253L175 250H173V252H172L171 251L172 249L168 248L170 246H167V245H170ZM131 243H133V244H131ZM139 243H141V244L139 245ZM15 244H16V246H15ZM108 244H110V246ZM111 244H113L112 248H115V250H117V251H118V249H120V247L123 244L124 245H123V247H121V249L118 251L119 252L118 253L114 249L111 248ZM181 244H184V245L180 246ZM197 244L201 245V246H197ZM141 245L142 246H146V248L143 247V249H141L142 248ZM118 246H120V247H118ZM86 247H87V249H86ZM107 247L109 249L111 248V250H109ZM127 247H128V249H127ZM188 247H189V249L191 251L188 249ZM129 248L130 249L134 248L136 250V251L133 252V255H130L132 253H131V250ZM27 250H29V252L31 251V253H29ZM25 252H27V253H25ZM32 252H34V253H32ZM122 252L123 253L130 252V253L127 256L126 253L123 254ZM188 252H190V253H188ZM134 253H136L135 257H134ZM173 254L174 255L176 254L175 257L173 256ZM177 254L179 255L178 257H177ZM3 258H5L6 260L3 259ZM36 258L38 259L37 261H36ZM174 258H176V259L178 258L177 260H179V261H177ZM182 258L184 259V262H183ZM34 260H35V263H34ZM9 261H10V259H8L7 257H5V256L1 257V255H0V264H6V263L7 264H14L13 261L12 262L11 261L9 262ZM29 261H30V259H29ZM31 261H30V263H31ZM159 261H160V263H159ZM231 264H236V263H231Z\"/></svg>","mask_w":264,"mask_h":264},{"label":"bare ground","instance_id":"bare-ground-1","mask_svg":"<svg viewBox=\"0 0 264 264\" xmlns=\"http://www.w3.org/2000/svg\"><path fill=\"white\" fill-rule=\"evenodd\" d=\"M1 1H3V2H1ZM0 2L3 4V3H6V11L10 14H7V15H9V18H8V22L5 24V25H3L4 23H5V21H4V23L2 24V25H0V51H2V53L3 52H8L7 50H9L10 51V54H8L9 56L11 55V54H13L14 55V53H13V51H14V47H16L17 49H19V50H26V49H31L32 47H33V42H32V40L30 39L31 37L30 36H32V39L34 40L35 39V36H38V37H42V39H44V41L40 38L39 40H42L43 41V44H42V46L43 47H45L47 44H49V45H51L50 43V36H53V37H55L56 39H58V40H62V42H64V44H65V46L66 47H64V45H62V43L61 42H59V44L61 45V46H55V48H56V53H57V55H59V56H61V58H63L65 61H67L72 67H70V66H68V68H69V70H70V68L72 69V71L73 70H77V72L79 73V75L81 74L80 72H79V69H80V71H83L84 69H86V70H84V71H87L88 69L89 70H91V71H93L92 73H103V71L105 72V75H107V74H109V73H107L106 74V69H105V67L104 66H107L106 64L108 63V62H111L112 61V59H111V54H110V51H112V48H117V47H119V42H120V40L119 39H121V38H119V36L120 35H118L117 34V39L116 38H113V39H116V40H119V42H117L116 44L118 45H115V43L112 41V39H111V36H113V37H115L114 35L116 34H113L112 35V33L111 32H109V34L108 35H105V36H101V35H98V34H96V33H94L93 31H92V29H94V25L93 26H91L92 27V29H86V28H84V27H86V26H83L82 25V22H83V19H82V17H80L79 16V14H77L78 13V11H79V9L80 8H78V7H76V8H78V11L77 10H75V11H77V13L76 14H72V22H70L71 21V19H69V22L67 23V22H65L64 20V18H65V16H64V10H67L68 9V7L66 8V6H65V8L66 9H64L63 10V8L62 7H64V6H62L61 8H62V10L63 11H60L59 9H61V8H57L56 7V4L54 5L53 4V6L52 7H50L49 6V0H41L40 1V5L38 4H36V5H32L31 3H33V1L34 0H9V1H7V0H1ZM53 1V0H52ZM58 1V0H57ZM64 1V0H63ZM66 1V0H65ZM72 1V0H71ZM70 1V2H71ZM74 1H76V0H74ZM120 2L122 1V0H119ZM138 1V0H137ZM137 1H135V2H137ZM152 2H155V0H151ZM186 1V0H185ZM188 1V0H187ZM219 1V0H218ZM254 1V0H253ZM256 1V0H255ZM259 0H257V2H258ZM264 1V0H263ZM38 2V1H37ZM103 2H105V1H103ZM127 3H128V0L126 1ZM125 2V3H126ZM130 2V1H129ZM132 2H134V0L132 1ZM131 2V4H132V6L134 5V7L136 6V8L138 7L137 5H140L139 3L137 4V3H135V4H137V5H135V4H133ZM140 2V1H139ZM219 2H221V0L219 1ZM256 2V3H257ZM0 3V4H1ZM36 3V2H35ZM63 3V2H62ZM65 4H66V2H64ZM67 3H68V1H67ZM75 2H73V4H74ZM79 3H80V1H79ZM81 3H83V1H81ZM85 3V2H84ZM124 3V4H125ZM156 3H157V0H156ZM223 3V4H222ZM221 4L222 5H225L224 4V2H222ZM260 3V2H259ZM1 4V5H2ZM32 5L30 8L29 7H27V5ZM72 4V3H71ZM75 4H77V2L75 3ZM121 4H123V3H121ZM221 4H220V7H221ZM239 4H240V2H239ZM255 4V3H254ZM261 4V3H260ZM63 5V4H62ZM79 5V4H78ZM82 5V7H83V4H80V6ZM85 5V4H84ZM127 5V4H126ZM130 4L128 3V6H129ZM250 5V4H249ZM256 5H258V3L256 4ZM264 5V4H263ZM61 6V5H60ZM69 6V9H70V6L71 5H68ZM74 6V5H73ZM75 6H77V5H75ZM131 5L129 6V8L130 7H132ZM142 6H143V3H142ZM141 6V7H142ZM252 5H250V6H247V7H251ZM82 7H81V9H82ZM122 7V6H121ZM133 7V8H134ZM140 7V9H142ZM145 7V6H144ZM246 7V8H247ZM256 7V6H255ZM258 7H259V5H258ZM258 7L254 10V12L258 9ZM261 7H262V4H261ZM125 8V7H124ZM129 8H127V9H129ZM135 8V9H136ZM219 8V7H218ZM226 7H224V9H225ZM252 8V7H251ZM254 8V7H253ZM263 8H264V6H263ZM262 8V9H263ZM1 9V8H0ZM74 9V8H73ZM80 9V10H81ZM123 9V8H122ZM140 9H137V10H139L138 12H140ZM220 9V8H219ZM221 9L223 10V8L221 7ZM83 10V9H82ZM124 10V9H123ZM249 10V9H248ZM251 10V9H250ZM252 10V11H253ZM258 10H260V9H258ZM257 10V11H258ZM68 11V10H67ZM71 11V13H72V9L70 10ZM125 11V10H124ZM129 11V10H128ZM130 11H132V9L130 8ZM252 11H250V12H252ZM264 11V10H263ZM1 12V11H0ZM74 12V11H73ZM82 12V11H81ZM85 12V11H84ZM137 12V13H138ZM143 12V11H142ZM157 12V11H156ZM249 12V11H248ZM259 12V11H258ZM261 12V11H260ZM3 13V17H4V13L5 12H2ZM69 13V12H68ZM129 13V12H128ZM66 14V13H65ZM84 14H86V13H84ZM89 14V13H88ZM94 14H95V12H94ZM96 14H97V12H96ZM5 15H6V13H5ZM69 15V14H68ZM81 15V14H80ZM82 15H83V13H82ZM236 15V16H235ZM250 16L252 15V14H249ZM254 15V14H253ZM67 16V15H66ZM87 16V15H86ZM96 16V15H95ZM94 16V17H95ZM98 16H100V15H98ZM232 16V15H231ZM69 17H70V15H69ZM92 17V16H91ZM103 16H100V18H98V20L100 19L101 20V18H102ZM234 19H236V17H238L237 16V13H235L234 14ZM244 17H246V15H244ZM248 17V16H247ZM44 18V19H43ZM85 18V17H84ZM239 18V17H238ZM253 18V17H252ZM5 19V18H4ZM67 19V18H66ZM86 19V21H87V17L85 18ZM95 19V18H94ZM104 19V18H103ZM102 19V20H103ZM243 19V18H242ZM241 19V20H242ZM250 19L251 18H249L248 17V20L250 21ZM1 20V19H0ZM6 20V19H5ZM68 20V19H67ZM66 20V21H67ZM93 20V19H92ZM240 20V22H242ZM85 21V23H84V25H86V22ZM91 20H89L88 19V23L87 24H90L89 22H90ZM95 21V20H94ZM93 21V23H95ZM244 21H245V18H244ZM253 21H255V19H253ZM257 21V20H256ZM255 21V22H256ZM35 22H37L36 24H34ZM254 22V23H255ZM92 23V22H91ZM251 23H252V21H251ZM96 25H97V23H95ZM243 25H245L244 23H242ZM241 24V25H242ZM243 25H242V27H243ZM246 25H247V27H249L250 25H253V24H249V26H248V24L246 23ZM246 25H245V27H246ZM255 25V24H254ZM253 25V26H254ZM261 25L263 26V24L261 23ZM89 26L90 25H87V27L89 28ZM256 26V25H255ZM96 27V26H95ZM240 28H241V26H239ZM244 27V28H245ZM246 27V28H247ZM250 27H252V26H250ZM259 27V26H258ZM237 28V27H236ZM235 28V29H236ZM262 29H264L263 27H261ZM234 29V30H235ZM252 29V31L254 30V29H256V28H254L253 29V27L251 28ZM12 30H13V32H12ZM241 30H243V29H241ZM249 30H250V28H249ZM112 31V30H111ZM114 31V30H113ZM116 31V30H115ZM114 31V32H115ZM121 31H123V33H125V31L124 30H121ZM121 31H119V32H121ZM176 31V30H175ZM231 31V30H230ZM244 31V30H243ZM246 31H247V33H248V30L246 29ZM245 31V32H246ZM251 31V32H252ZM260 32V34L262 33V34H264V30H259ZM96 32H97V30H96ZM118 32V33H119ZM181 32H183V31H181ZM180 32V30H179V33H181ZM218 32V31H217ZM235 32V31H234ZM234 32H233V35H234ZM239 32V30H237V32L236 33H238ZM258 32V31H257ZM97 33H100V31L99 32H97ZM110 33H111V36H110ZM232 33V32H231ZM250 33V32H249ZM253 33L254 32H252V34L250 33V35L252 36L253 35ZM256 33V32H255ZM101 34H103V33H101ZM104 34H107L106 32H104ZM120 34V33H119ZM178 34V33H177ZM239 34H241L242 35V32L240 31V33ZM243 34H245L244 32H243ZM257 34V33H256ZM185 35V34H184ZM192 35V34H191ZM232 35V34H231ZM248 35V34H247ZM246 34H245V36L244 37H246L247 36ZM250 35H248V36H250ZM109 36V37H108ZM124 36V35H123ZM126 36H127V34H126ZM129 36V35H128ZM237 36V38L238 37H240V36H238V35H236ZM236 36H234L233 38H234V40H235V38H236ZM251 36H250V38H251ZM34 37V38H33ZM121 37H122V35H121ZM182 37H184L185 38V36H182ZM242 37V36H241ZM241 37L239 38V39H241ZM253 37H256V35H253ZM258 37H259V35H258ZM264 37V36H263ZM147 38V37H146ZM181 38V37H180ZM184 38H183V40H184ZM187 38H189V37H187ZM194 38V37H193ZM232 38V36L230 37V39ZM38 39V38H37ZM37 39L36 40H34V41H37ZM125 39V38H124ZM126 39H128V37L126 38ZM129 39H131V40H129ZM128 40L131 42V48L130 49H135V48H132L133 46V44H132V41L134 40V38H133V40H132V38L130 37ZM186 39V38H185ZM191 40H192V36H191V38H190ZM190 39H188V41L190 40ZM245 39V38H244ZM243 39V40H244ZM248 39V38H247ZM258 39V38H257ZM264 39V38H263ZM182 40V41H183ZM191 40H190V43H191ZM226 40V39H225ZM228 40V39H227ZM232 40V39H231ZM53 41H55L56 42V40H54L53 39ZM52 41V42H53ZM122 41V40H121ZM135 41H136V43L138 42V45L137 46H139V44H140V46H142V47H146L147 45H146V42L147 41H145V45L143 46V45H141L142 43H140V41H142V40H138V38H137V40L135 39ZM144 41V40H143ZM176 43L178 42L176 39L174 40ZM185 41H187V40H185ZM239 41V40H238ZM241 41H242V39H241ZM116 42V41H115ZM126 42H127V40H126ZM197 42V41H196ZM195 42V43H196ZM233 42H235V41H233ZM242 42H244V41H242ZM58 42H56V44H57ZM122 43H124V42H122ZM122 43L120 44V46L122 45ZM128 43V42H127ZM133 43H135L134 41H133ZM173 43V42H172ZM226 43V42H225ZM224 43V44H225ZM239 43H240V41H239ZM245 43H247V42H245ZM244 43V44H245ZM258 43V42H257ZM186 44H188L187 42H186ZM192 45H193V43H191ZM197 44H200L199 42L197 43ZM220 44V43H219ZM228 44V43H227ZM230 44V43H229ZM242 44V43H241ZM249 44V43H248ZM40 44H37V46H39ZM49 45H47L46 47L49 49L50 47H52V46H49ZM116 47H115V46ZM125 45V44H124ZM127 45V44H126ZM125 45V47H126V49L128 48L127 46ZM128 45V46H129ZM136 45V44H135ZM34 46H36V45H34ZM49 46V47H48ZM129 46V47H130ZM223 46V45H222ZM242 46H244V45H242ZM248 46V45H247ZM121 47H123V45L121 46ZM188 47V46H187ZM195 47H196V45H195ZM199 47V50H200V46H198ZM212 47V46H211ZM237 47H239V49L241 48V46H237ZM237 47H235V49H237ZM38 48V47H37ZM46 48V50L48 51V49ZM148 48V47H147ZM261 48V47H260ZM35 49V48H34ZM39 49H40V46H39ZM51 50L52 49H54V48H50ZM101 49H103V50H101ZM114 49H113V51H114ZM121 49V48H120ZM124 49V48H123ZM123 49H121V50H123ZM129 49V48H128ZM138 49L139 48H137V51H138ZM144 49V48H143ZM167 49V48H166ZM189 49L190 50H185V51H195L194 49H193V46H191V48L189 47ZM207 49V48H206ZM230 49V48H229ZM232 49V48H231ZM37 50V49H36ZM35 50V51H36ZM136 50V49H135ZM134 50V51H135ZM252 50V49H251ZM37 51H39V50H37ZM41 52H42V50H40ZM39 51V52H40ZM54 51V50H53ZM118 50H116L114 53L115 54H117L118 53V56L120 55L119 53H122V52H125V49H124V51H119V52H117ZM131 51H133V50H131ZM130 51V52H131ZM146 51H148V50H146ZM208 51V50H207ZM235 51V50H234ZM237 51V50H236ZM259 51V50H258ZM30 52V51H29ZM44 52V51H43ZM50 52V51H49ZM117 52V53H116ZM128 52H129V50H128ZM129 52V53H130ZM140 52H142V53H146L145 52V49H144V51L142 50H140L139 52H135V54L137 53H140ZM184 52V51H183ZM202 52H205V51H202ZM264 52V51H263ZM1 53V52H0ZM1 53V55H4V54H2ZM16 53V52H15ZM19 53V52H18ZM27 53V52H26ZM112 53V52H111ZM189 53V52H188ZM194 53H196V52H194ZM215 53V52H214ZM244 53V52H243ZM23 54V53H22ZM45 54V53H44ZM76 56V57H74L73 58V56L74 55ZM125 55V56H123V57H127L128 56V54H126V53H122L121 55H120V59L122 58L121 56L122 55ZM131 54H133L132 52H131ZM136 54V55H137ZM169 54H170V51H169ZM0 55V56H1ZM21 55V54H20ZM34 55V53L32 54V56ZM47 55V54H46ZM51 55L53 56V54L51 53ZM50 55V56H51ZM56 55V54H55ZM54 55V56H55ZM135 55V56H136ZM140 55H142V54H139V59H137V57H136V60L137 61H141V57H140ZM145 55V57H146V59L148 58V56H146V54H144ZM144 55H142L143 57H144ZM187 55V54H186ZM236 55V54H235ZM238 55V54H237ZM244 55V54H243ZM15 56V55H14ZM13 56V57H14ZM22 56V55H21ZM28 56V55H27ZM26 55H25V58H29V56L27 57ZM113 56V55H112ZM130 56V55H129ZM129 56L127 57L128 59H129ZM132 56V55H131ZM130 56V57H131ZM172 56V55H171ZM177 56V55H176ZM191 56H192V58L191 59H193L194 58V55H192V52H191ZM239 56H241V55H239ZM245 56H246V54H245ZM248 56H249V54H248ZM255 56V55H254ZM264 56V55H263ZM2 57V60H1V62H0V65L1 64H6V62L5 61H8V59L6 60V59H4V57H6V56H1ZM12 57V56H11ZM10 57V58H11ZM22 57H24V56H22ZM41 57V56H40ZM114 57H116V56H114ZM132 57H134V54H133V56ZM181 57V56H180ZM180 57L178 58V59H180ZM187 57H188V55H187ZM189 57H190V54H189ZM188 57V59H190ZM251 57V56H250ZM9 58V57H8ZM39 58V57H38ZM46 57H44V58H41V59H44V60H46L45 59ZM60 58V57H59ZM113 58V57H112ZM119 58V57H118ZM126 58V59H127ZM135 58V57H134ZM133 58V59H134ZM164 58V57H163ZM172 58V57H171ZM174 58H176V57H174ZM247 58V57H246ZM15 59H17V61H18V56H17V58H14V60ZM20 59V58H19ZM31 59V60H30ZM41 59H39V61H38V64H39V62H41L42 60ZM117 58H114V62L116 61V64L118 65V63H117V61H119L120 59H117ZM122 59H125V58H122ZM127 59V60H128ZM132 59V60H133ZM144 59V58H143ZM145 59V60H146ZM169 59H170V57H169ZM182 60L184 59L183 57L181 58ZM187 59V58H186ZM187 59V60H188ZM195 59H198V57L196 58V56H195V58L192 60V61H190V62H193V63H191V64H193V65H196V67H197V64H194V61H195ZM12 60V59H11ZM29 60L32 62L33 61V58H29ZM55 60H57V59H55ZM55 60H54V62H55ZM59 60V59H58ZM57 60V61H58ZM60 60H62V59H60ZM127 60H125L126 62H127ZM172 60V59H171ZM182 60H180V61H182ZM185 60V59H184ZM187 60H185L186 62H187ZM207 60V59H206ZM254 60V59H253ZM253 60H252V62H253ZM10 61V60H9ZM13 61V60H12ZM12 61H11V63H12ZM21 61H25L26 62V59L25 60H20V62ZM48 61V60H47ZM47 61H46V63H47ZM53 61V60H52ZM63 62L64 64H66V62ZM106 61V62H105ZM112 61V63H114ZM123 61V60H122ZM129 62L128 63H126V64H133V62H130L131 61V58H130V60H128ZM135 61V60H134ZM179 61V62H180ZM218 61V60H217ZM250 61V60H249ZM20 62H17V65H18V63L20 64ZM25 62H23V63H25ZM34 62V61H33ZM32 62V63H33ZM103 62H105V63H103ZM145 62V61H144ZM147 62V61H146ZM149 62H150V60H149ZM151 62H152V60H151ZM151 62H150V64H151ZM154 62V61H153ZM156 62H159V61H156ZM184 62V61H183ZM186 62H184V63H186ZM190 62H187V63H190ZM197 62V61H196ZM198 62H199V59H198ZM207 62V61H206ZM260 62V61H259ZM11 63L10 62H8L7 63V65L8 64H10L9 66H12L11 65ZM14 63V62H13ZM27 64H22L23 66H27V67H30L29 65H28V62H26ZM59 63V62H58ZM112 63H110V66H111V64ZM125 62L123 61V64H124ZM138 63V62H137ZM141 63V62H140ZM148 63V62H147ZM155 63V62H154ZM163 63V62H162ZM173 62H171V64H172ZM202 63V62H201ZM208 63V62H207ZM247 63V62H246ZM34 64V63H33ZM44 64V63H43ZM119 64H121V62L119 63ZM125 64V65H126ZM130 64V66L129 67H127V70H128V73H129V71L131 70V65ZM141 64H143V62L141 63ZM156 64V63H155ZM158 64V63H157ZM156 64V65H157ZM164 64H167V63H163V66H165ZM170 64V63H169ZM169 64H167V66L165 67V68H167L168 67V65ZM179 64V63H178ZM177 64V65H178ZM180 64H183L182 62L180 63ZM190 64V65H191ZM17 65H16V67H17ZM48 65V64H47ZM50 65V64H49ZM67 65V64H66ZM117 65H115L114 66V64H113V66L110 68V66H109V68L110 69H112L113 67H116ZM125 65H119V66H125ZM134 65V64H133ZM135 65H137L136 64V61H135ZM153 65V64H152ZM159 65V64H158ZM173 65V64H172ZM171 65V66H172ZM215 65V64H214ZM248 65V64H247ZM252 65H253V63H252ZM22 66V67H23ZM35 66V65H34ZM45 67H46V65H44ZM43 65H42V67H44ZM60 67L62 66V64H60L59 65ZM58 66V68H59V70H57V71H55L54 70V72L55 73H58L59 71L61 72V70H60V67ZM126 66H128V65H126ZM141 66V65H140ZM148 66H149V64H148ZM154 66V65H153ZM162 66V64H161V62H160V68H162L161 67ZM180 66V67H179ZM185 66H187L186 64H185ZM189 66V65H188ZM186 67V69L185 70H187V69H189L190 68V66L189 67ZM202 66H203V63H202ZM205 66V65H204ZM203 66V67H204ZM250 66V65H249ZM3 66L1 65V69H4V67L2 68ZM12 67H14V66H12ZM16 67H14L15 69H18V68H16ZM18 67H19V65H18ZM33 67V66H32ZM36 67V66H35ZM39 67V71H41V69L42 70H44L43 68H41L40 69V67L41 66H38ZM37 67V68H38ZM118 67V66H117ZM116 67V68H117ZM122 67V68H123ZM139 67V65L136 67V66H134V68L136 69V68H138ZM141 67H144V68H147V66L144 64L143 66H141ZM140 67V68H141ZM150 67H151V65H150ZM155 67H157V66H155ZM172 67H176V64H175V66H172ZM178 67L181 69V65H178ZM178 67H176L175 69H177ZM193 67V66H192ZM191 67V68H192ZM195 67V66H194ZM193 67V68H194ZM251 67V66H250ZM9 68V67H8ZM7 67H6V69H8ZM36 68V69H37ZM54 68V67H53ZM63 68V69H62ZM67 68V69H68ZM107 68H108V66H107ZM119 68V71H120V69L121 70H124V69H122V68H120V67H118ZM117 68V69H118ZM124 68H126V67H124ZM132 68H133V66H132ZM140 68H138V70L140 69ZM151 68H153V67H151ZM151 68H149V69H151ZM183 68V67H182ZM193 68L192 69H190V71L191 70H193ZM198 68H200V67H198ZM5 69V70H6ZM13 69V68H12ZM23 69H24V67H23ZM33 69V68H32ZM55 69H57V68H55ZM61 69L62 70H65L64 69V67L62 66L61 67ZM115 69V68H114ZM116 69V70H117ZM149 69H147V72H149ZM157 69V68H156ZM204 69V68H203ZM9 70V69H8ZM7 70V71H8ZM11 70V69H10ZM20 70H21V67H20ZM38 70V69H37ZM75 70V71H76ZM89 70L87 71L88 73H90L91 74V71L89 72ZM109 70V69H108ZM126 70V69H125ZM126 70V71H127ZM151 70H153V69H151ZM161 70V69H160ZM159 70V71H160ZM167 70H168V68H167ZM167 70H165V71H167ZM170 70H172L171 68H170ZM185 70H182V71H184V72H187V71H185ZM194 70H195V68H194ZM0 71H3V70H0ZM12 71V72H11ZM10 72L11 73H13V70H11ZM15 71V70H14ZM30 71V70H29ZM38 71V72H39ZM68 71V70H67ZM71 71V70H70ZM71 71V72H72ZM74 71V75H78V73H76ZM83 71V72H84ZM114 71V70H113ZM113 71H108V72H112L111 74H112V76H113ZM154 71H156V70H153L152 72L150 71L149 73L151 74V73H154ZM178 71V70H177ZM198 71V70H197ZM4 72V71H3ZM2 72V73H3ZM22 72H24V70L22 71ZM28 72V71H27ZM27 72H26V75H28L27 74ZM37 72V71H36ZM41 72H43V71H41ZM53 72V73H54ZM62 72H65V71H62ZM86 72V73H87ZM124 72V71H123ZM123 72H119V74H121L120 76L122 77V78H124V76H126V75H124V76H122V74H123ZM147 72H146V74H147ZM168 72H169V70H168ZM192 72V71H191ZM194 72V71H193ZM200 72V71H199ZM225 72V71H224ZM2 73H0V78H3L2 80H5L4 78H8V76L6 75V77H4V74H8V73H6V71L2 74ZM15 74H16V72H14ZM17 73H18V71H17ZM21 72H19L18 73V76H19V74H20ZM25 73V72H24ZM23 73V74H24ZM29 74L31 73V72H28ZM44 73V72H43ZM48 73V72H47ZM46 73V74H47ZM69 73V72H68ZM94 73V74H95ZM116 73V74H115ZM115 73H114V75H116V77L118 78V77H120V76H118V73H117V71H115ZM125 73V72H124ZM148 73V74H149ZM158 74L157 75H159V72H157ZM163 73V72H162ZM165 73V72H164ZM15 74H12V75H14V77L17 75H15ZM23 74H20V75H23ZM46 74H44L43 75V78H45L44 76L46 75ZM63 74H65V73H63ZM67 74V73H66ZM71 74V73H70ZM70 74L69 75H67V76H69V79H70V81L69 82H72L73 80H71V78H70ZM83 74V73H82ZM94 74H93V76H94ZM169 74V73H168ZM167 73H165V75H168ZM178 74V73H177ZM9 75H10V73H9ZM31 75H32V73H31ZM30 75V76H31ZM39 75H41V74H39ZM39 75H37V77H39ZM50 74L48 73V76H49ZM53 75V74H52ZM62 74H60V76H61ZM72 75V74H71ZM78 75V76H79ZM85 72H84V74H83V77L84 78H87L88 76L90 77V75H86L87 77H85ZM95 75H99V74H95ZM129 75H130V77H132V75H133V73H132V75L129 73ZM152 76H153V74H151ZM154 75H156V74H154ZM162 75V74H161ZM164 75V76H165ZM169 75H171V74H169ZM168 75V77H171L172 78V75L171 76H169ZM25 76V75H24ZM30 76H29V78H30ZM32 76H36L35 74H34V72H33V75ZM31 76V77H32ZM51 76V75H50ZM59 76V75H58ZM58 76H56V78L58 77ZM62 76H66V75H62ZM62 76H61V78H62ZM81 76V75H80ZM79 76V77H80ZM92 76V74H91V77H93ZM102 76H103V74H102ZM111 76V77H112ZM160 76V75H159ZM158 76V77H159ZM163 75H162V77H164ZM183 77H184V79H186L185 77L186 76H184V75H182ZM181 76V77H182ZM13 77V76H12ZM28 77V76H27ZM54 77V76H53ZM79 77H77L78 78V81H79V84L80 83H82V82H80V78ZM82 77V76H81ZM91 77H90V79H91ZM99 77H100V75H99ZM110 77V78H111ZM115 77V76H114ZM120 77V78H121ZM129 77V76H128ZM134 77V76H133ZM144 77V76H143ZM145 77H147V76H145ZM149 77V76H148ZM153 77H156V76H153ZM157 77V78H158ZM167 76L165 77V78H168ZM179 77V76H178ZM36 78V77H35ZM40 78H42V75H41V77ZM65 78V77H64ZM73 78H74V76H73ZM96 79L98 78V76H96L95 77ZM94 78V80H96ZM100 78H102V77H100ZM107 78H109V76H107ZM109 78V79H110ZM125 78H127V76L125 77ZM124 78V79H125ZM151 77H149L148 79H150ZM163 79V78H161L160 77V79H163V80H165L166 81V79ZM169 79V80H167V82L168 81H170V80H172V79H175V76H174V78H172V79ZM177 78V77H176ZM32 79V78H31ZM39 79V78H38ZM45 79H47V78H45ZM58 79H60V77L59 78H57V79H55L56 81L58 80ZM63 79V78H62ZM65 79H67V78H65ZM76 79V78H75ZM90 79L89 78H87L86 80H87V82H89L90 81ZM93 79V78H92ZM91 79V80H92ZM99 79V78H98ZM98 79H97V82H98ZM102 79H104L105 80V78L103 77ZM102 79H100V81L102 80ZM108 79V80H109ZM112 79H113V77H112ZM111 79V80H112ZM128 79V78H127ZM145 79H147V78H145ZM156 79V78H155ZM183 79V78H182ZM48 80H51V79H47V81ZM53 80V79H52ZM51 80V81H52ZM83 80V79H82ZM86 80H85V84H86ZM103 80V81H104ZM118 80V79H117ZM126 80V79H125ZM129 80V79H128ZM139 80V79H138ZM151 80V79H150ZM47 81H45L46 83H47ZM51 81H49V82H51ZM62 81V80H61ZM64 81V80H63ZM62 81V82H63ZM68 81V80H67ZM75 81V80H74ZM74 81L72 82V85H73V83H74ZM100 81H99V83H100ZM127 81V80H126ZM142 81H143V79H142ZM146 82H148V80H145ZM152 81H155V80H152ZM152 81H149V82H152ZM158 81H159V79H158ZM155 81V82H157V84H159V82L161 81ZM177 81V80H176ZM4 82V81H3ZM5 82H8L7 80L5 81ZM76 82V81H75ZM92 82H95V81H92ZM97 82H95L96 84H97ZM105 82H106V80H105ZM120 82H122L121 80H120ZM144 82V81H143ZM143 82H141L142 84H143ZM148 82V83H149ZM182 82V81H181ZM10 83H12V82H10ZM19 83H21V82H19ZM60 83V82H59ZM64 83V82H63ZM65 83H66V81H65ZM89 83H91V82H89ZM102 83V82H101ZM112 83V82H111ZM125 83V82H124ZM162 83V82H161ZM244 83V82H243ZM247 83V82H246ZM3 86H4V88L7 86H5V84H3V83H1ZM7 84V83H6ZM17 84V83H16ZM23 84V83H22ZM70 84V83H69ZM78 84V85H79ZM94 84V83H93ZM95 84V85H96ZM107 84V83H106ZM115 84V83H114ZM152 84H155V83H152ZM152 84H150L149 83V85H152ZM164 84V83H163ZM10 85V84H9ZM28 85V84H27ZM58 86H59V84H57ZM56 85V86H57ZM67 85H68V82H67ZM71 85V86H72ZM77 85V86H78ZM94 85V86H95ZM103 85V84H102ZM120 85V84H119ZM148 85V84H147ZM3 86L1 87V89L3 88ZM57 86V87H58ZM74 86V85H73ZM83 86H84V84H83ZM82 86V87H83ZM88 85L86 84V88H88L89 89V87H87ZM90 86V85H89ZM92 86V85H91ZM107 86H111V85H107ZM113 86V85H112ZM111 86V87H112ZM145 86V85H144ZM160 86V85H159ZM9 87V86H8ZM7 87V88H8ZM48 88H49V86H47ZM61 87V86H60ZM60 87H59V89H60ZM68 87V86H67ZM75 87V86H74ZM80 87V86H79ZM99 87V86H98ZM104 87V86H103ZM120 87V86H119ZM3 88V89H4ZM42 88H44V87H42ZM42 88H41V90H42ZM47 88V89H48ZM52 88V87H51ZM50 88V89H51ZM62 88V87H61ZM69 88H70V86H69ZM93 88V87H92ZM110 88V87H109ZM9 89V88H8ZM10 89H11V86H10ZM10 89H9V91H10ZM55 89V88H54ZM57 90H58V88H56ZM55 89V90H56ZM64 89H66V87H64ZM63 89V91H65V92H63V93H66V91H68L69 89H66V90H64ZM71 90H72V88H70ZM87 89V90H88ZM99 89H100V87H99ZM102 89V88H101ZM104 89V88H103ZM109 90L108 88H106V86H105V90ZM112 89V88H111ZM142 89V88H141ZM149 89V88H148ZM7 90V89H6ZM40 90V89H39ZM40 90V92H42ZM49 90V89H48ZM56 90V91H57ZM61 90V89H60ZM60 90H58L57 92H61L60 93V95L62 94V90L60 91ZM75 90V89H74ZM82 90V89H81ZM80 90V91H81ZM85 90V89H84ZM86 90V91H87ZM95 90V89H94ZM97 90V89H96ZM107 90L105 91V93L107 92ZM9 91H7L8 93L7 94H9L10 95V97H8V98H10V99H12V102H11V100H10V105H12V103H14V105H15V101L17 100L18 101V95L19 96H21V97H26L27 98V96H29V95H27V96H25L26 94H23V93H20V91H19V93L21 94H17V93H14V92H18V90H16V91H12L13 93H14V95L13 96H15V94H16V100H15V97L14 98H12V96H11V91L9 92ZM44 91H45V89H44ZM47 91V90H46ZM45 91V92H46ZM70 91V90H69ZM73 91V90H72ZM99 93L102 91H100V90H97ZM97 91H93V90H91V91H89V93H92L93 94V96H95V99L96 98H98L97 100H100V101H97V102H99V104L97 103V102H95L94 103V101H95V99L93 98L92 100L93 101H89V102H93L96 106H92L93 104L91 103L90 105L93 107V109H94V107H95V109H97V110H100V111H103V110H110L111 108L110 107H112L113 106V104H112V106L110 105V102L111 101H109V100H111V99H109V100H107V101H103L102 99L104 98V96L106 97V95H107V97L110 95V93H109V91L107 92V93H109V94H106V95H99V93L97 92ZM1 92V91H0ZM4 92H6V91H4ZM44 92V93H45ZM47 92H49V91H47ZM46 92V93H47ZM71 92V91H70ZM84 92V91H83ZM88 92V91H87ZM87 92H85V94L87 93ZM102 92H104V90L102 91ZM101 92V93H102ZM144 92H145V90H144ZM2 93V92H1ZM11 93V94H10ZM74 93V92H73ZM73 93H71L70 95H73ZM77 93H80V92H78L77 91ZM82 93V92H81ZM22 94H23V96H22ZM56 94H59V93H56ZM55 94V95H56ZM68 96H69V93H66ZM84 94V93H83ZM84 94V95H85ZM141 94V93H140ZM4 95H6V93L4 94ZM3 94H2V97L4 96ZM46 95V94H45ZM50 95V94H49ZM49 95H47V97L49 96ZM54 95V96H55ZM60 95H57V97L56 98H58ZM64 95V94H63ZM84 95H81V96H84ZM91 95V94H90ZM99 95V96H98ZM8 96V95H7ZM44 96V95H43ZM51 96V95H50ZM76 96V95H75ZM80 96V95H79ZM80 96V97H81ZM92 96V95H91ZM112 96V95H111ZM0 97H1V94H0ZM5 97V96H4ZM46 97V98H47ZM52 97H53V95H52ZM51 97V98H52ZM64 97H66V95L64 96ZM64 97H63V99H64ZM70 97V96H69ZM69 97H67L66 99H68ZM74 97V95L72 96V97H70L69 99H75V98H73ZM77 97V99L79 98L78 97V95L76 96ZM101 97H103L102 99H101ZM106 97V98H107ZM6 98V97H5ZM7 98V99H8ZM49 98V97H48ZM53 98H55V97H53ZM60 98V97H59ZM58 98V99H59ZM109 98V97H108ZM30 99H32V98H30V96L28 97V99H26V100H24L23 101V99H22V102H20V100L18 101V103L19 104H23V102H27L28 103V101L27 100H30ZM61 99V98H60ZM66 99H64L63 101H65ZM105 99V98H104ZM13 100H15V101H13ZM76 100V99H75ZM80 100V99H79ZM78 100V101H79ZM87 100V104L89 103L88 102V99H86L85 98V101ZM106 100V99H105ZM3 101H7V100H4L3 99ZM2 100H1V102L0 103H2L3 102ZM32 101H34V100H32ZM71 101V100H70ZM77 101V100H76ZM77 101V104L80 102H78ZM242 101V100H241ZM245 101V100H244ZM4 102V103H5ZM31 102V101H30ZM29 102V103H30ZM143 102V101H142ZM147 102H150V101H147ZM256 102H258L257 100L255 101V104H256ZM259 102H261V100L259 101ZM258 102V104H260L258 107H259V109H261V108H263V106L262 105H264V103L263 104H261V103H259ZM7 103H9V102H7ZM17 103V102H16ZM26 103V104H27ZM35 102H33L32 104H34ZM64 103V102H63ZM68 103V102H67ZM67 103H65L66 105H67ZM76 103V102H75ZM74 102L72 103V105H74L75 104ZM112 103V102H111ZM152 103V102H151ZM241 104H242V102H240ZM247 103V102H246ZM251 103V102H250ZM254 103V102H253ZM251 104L250 105V107L252 108L253 106H254V104ZM25 104V105H26ZM36 104V106L38 105V103H35ZM34 104V105H35ZM54 104H55V102H54ZM69 104H71V103H69ZM80 104L81 105H83L81 102H80ZM80 104H78V105H80ZM144 104V103H143ZM258 104H256V106L258 105ZM30 105V104H29ZM27 106L26 105V107L25 106H19V105H15V106H13L14 108H12L11 106H9L10 108H12V109H9V110H4V111H0V202L3 204V202L1 201L2 199L4 200V204H6V203H8V205H6V206H9V204H10V206H12L11 204H13V206L15 205L16 207H19L20 209H22V211L25 213H23V212H21L20 211V209H19V212H18V214L19 215H21L22 216V214H24V215H27V214H30L31 215V217L32 216H34L35 218L36 217H38L39 216V220L41 221V219H43V220H45L44 219V217H48L47 219H49V221H50V219H51V215L53 216V219L55 218V219H58L60 216H61V213H62V208H64V210H63V212H65V209H68V210H70L69 212H71V209L72 208H74V210H77V204H75V205H77V206H73V203H79L78 201L80 200V199H82V200H84L85 201V204H88L90 207H94L95 205H107V206H109V204L110 205H112L111 203H112V201H113V204H114V201L116 202V201H124L125 202V199H124V197L122 196V195H120V194H118V195H115V194H113L112 193V188H113V186H115V185H113L114 183L113 182H116V181H113L112 179H115V178H118L119 176H126V177H128V175H130V173L127 171L128 169H130V167H129V165L127 166V163H126V166L127 167H129L128 169H127V167H126V169L127 170H125V169H120L119 167H116V164H117V161H116V164L114 163H111V162H107L106 160V163L105 164H103L102 165V161L101 160H99L98 161V163L97 164H99V162L101 161V168L99 169V171H96V167H94V169L93 170H95V171H93V170H91V168H89V167H87L88 165H89V159H94L93 158V156H95V155H97L96 153L97 152H99V149H97L96 147H94V149L96 148L97 150H93L92 151V154H93V152L94 151H97L96 153L94 152V154L95 155H92V156H88L89 154H87V155H84L83 154V150H81V149H83L82 147H83V145H85L86 143H85V141H81L82 139L84 140V138L82 137H80V134L78 135V136H76L77 135V133H75L74 131V135H70V134H68V136H71V137H74L75 138V136H76V139L77 138H79V139H81V140H78V141H80V145H79V143H77V140L76 139H74L75 141H76V145H77V147H80V148H73L74 149V151H75V149L78 151L79 149L81 150V153L84 155H81V153H79V155L77 154V151H75L76 153L75 154H77L78 156V159H76L77 157L76 156H74L75 158V160H77L76 162L74 161V160H72V158H70L73 162H75V163H72V162H70L69 160V162L68 163H65L63 160V158L64 157H66V156H64L63 158H61V159H63V160H61L62 161V163H65V164H61L60 162V158H59V156L57 157V160H58V164L57 163H55V161H56V157H54L53 155H55L56 156V154H54L55 152H57L59 149H53L52 148V150H54V151H52L51 149H48V148H45V147H41V145H40V149H39V145L37 146L38 148H36L35 147V144L34 143H36V142H38V140L36 141V138L37 139H41V138H43V140H42V143L44 142V141H46L45 139L47 138H56L55 140L56 141H58L59 140V138L61 139L62 137H64L63 135V129L64 128H66V127H68V125H71L73 122H76V120L78 119V118H76L75 116H73L71 113H73L74 112V110H71V111H73V112H68L69 110H65V111H60V112H52V110H50L51 112H48V108L47 109H44L43 111H41L40 109L42 108L43 109V107H45V105L43 106V107H40V106H42V105H38L39 106V110H36L35 108H37V107H35L34 106V109L33 108H31V106ZM66 105L63 107L62 105H60V106H62V107H60V108H62V110H64V108H66ZM72 105L70 106V107H72ZM152 105V104H151ZM153 105H154V102H153ZM152 105V106H153ZM156 105V104H155ZM244 105V104H243ZM246 105L247 104H245L244 105V108H248V106L246 107ZM0 106H1V104H0ZM6 106V105H5ZM7 106V107H8ZM83 106H85V105H83ZM88 106V105H87ZM149 106H150V103H149ZM152 106H150L151 108H152ZM1 107H4L3 106V103H2V106ZM8 107V108H9ZM29 107V108H28ZM47 107V106H46ZM45 107V108H46ZM56 107V106H55ZM69 107V106H68ZM67 107V108H68ZM74 107H80V106H76V104L74 105ZM88 107H90V106H88ZM145 107V106H144ZM147 107H148V104H147ZM147 107H145V109L147 108ZM243 108V106L241 105V106H239L238 108ZM5 108V107H4ZM3 108V109H4ZM50 108H53V107H50ZM60 108H59V110H60ZM66 108V109H67ZM73 108V107H72ZM83 108V107H82ZM154 108V107H153ZM153 108L150 110L151 112H152V110H153ZM157 108V107H156ZM243 108V109H244ZM31 109H33V110H31ZM69 109V108H68ZM73 109H75V108H73ZM80 109V108H79ZM92 109V110H93ZM149 109V108H148ZM155 109V108H154ZM254 109V108H253ZM256 109L258 110V108L256 107ZM56 110H57V108H56ZM76 110V109H75ZM78 110V109H77ZM76 110V111H77ZM81 110V109H80ZM79 110V111H80ZM89 109H87V111H88ZM91 110V114H92V111ZM112 110V109H111ZM115 110V109H114ZM165 110V109H164ZM250 110V109H249ZM47 111V112H46ZM53 111H55V108H54V110ZM58 111V110H57ZM83 111V110H82ZM113 111V110H112ZM112 111H110V113L112 112ZM261 111V110H260ZM259 111V112H260ZM89 112V111H88ZM99 112V111H98ZM98 112L96 111V113L94 112V114L93 115H95V114H98ZM105 112H107V111H105ZM115 112H116V110H115ZM119 112V111H118ZM117 112V113H118ZM121 112V111H120ZM123 112V111H122ZM147 112V111H146ZM256 112V111H255ZM77 113V112H76ZM75 113V114H76ZM79 113V112H78ZM81 113V112H80ZM83 113H84V111H83ZM100 113V112H99ZM104 113V112H103ZM103 113H101L102 115H103ZM109 113V112H108ZM108 113H107V115H108ZM113 113V112H112ZM112 113H111V115H112ZM124 113H126V112H124ZM247 113H249V111H247V112H245V114L247 115ZM252 113H254V111H252ZM251 113V114H252ZM140 115H141V113H139ZM244 114V115H245ZM250 114V113H249ZM248 114V115H249ZM250 114V115H251ZM255 114V113H254ZM77 115V114H76ZM79 115V114H78ZM81 116L82 115H84V114H80ZM87 115L88 114H86V115H84V116H86V118L88 119V118H90V114H89V117H87ZM92 115V116H93ZM99 115L100 114H98L97 115V117L95 116V118H94V116L93 117H91V119H96V122H97V118L99 117ZM138 114H136L135 116H137ZM148 115V114H147ZM150 115H153V114H150ZM155 115V114H154ZM190 115V114H189ZM194 115V114H193ZM193 115H190V116H192L191 118H193L194 116ZM237 115V114H236ZM242 115V114H241ZM244 115H242V116H244ZM245 115V116H246ZM101 116V115H100ZM159 116V115H158ZM141 117V116H140ZM196 117V116H195ZM247 117V116H246ZM84 118V117H83ZM138 118H139V116H138ZM190 118V117H189ZM157 119V118H156ZM162 119V118H161ZM160 119V120H161ZM235 119V118H234ZM244 119V118H243ZM81 120V119H80ZM80 120H79V122H80ZM89 120V119H88ZM129 120V119H128ZM138 120V119H137ZM139 120L141 121V119L139 118ZM145 120V119H144ZM242 120V119H241ZM78 121V120H77ZM85 121H86V119H85ZM95 121V120H94ZM108 121H110V120H108ZM157 121V120H156ZM235 121V120H234ZM244 121V120H243ZM248 121H249V119H248ZM248 121H246V122H248ZM81 122H82V120H81ZM95 122V123H96ZM98 122H99V120H98ZM97 122V123H98ZM144 121H142V123H143ZM152 122V121H151ZM157 122H159V121H157ZM239 122V121H238ZM89 123H92V121L91 122H89ZM100 123H101V121H100ZM146 123V122H145ZM156 123V122H155ZM154 123V124H155ZM249 123H250V121H249ZM76 124H78V122H76ZM80 124V123H79ZM83 124V123H82ZM86 124V123H85ZM87 124H88V122H87ZM102 124V123H101ZM105 124H106V121H105ZM108 124V123H107ZM147 124V123H146ZM217 124H219V122L217 123ZM243 124V123H242ZM74 125V124H73ZM96 125V124H95ZM113 126H114V124H112ZM116 125H119V124H117L116 123ZM114 126V129H115V127H120V126ZM123 125H124V123H123ZM126 125V124H125ZM124 125V126H125ZM142 125H144V123L142 124ZM141 125V126H142ZM239 125H241V123H239ZM247 125V124H246ZM99 126V125H98ZM102 126L103 125H100V127H98V128H102ZM107 126V125H106ZM105 126V127H106ZM110 126V125H109ZM121 126H122V124H121ZM128 126H129V124H128ZM127 126V127H128ZM130 126H131V124H130ZM218 126V125H217ZM221 126V125H220ZM238 126V125H237ZM104 127V126H103ZM111 127V126H110ZM132 127V126H131ZM219 127V126H218ZM239 127V126H238ZM248 127V126H247ZM250 127V126H249ZM107 128V127H106ZM112 128V127H111ZM123 128V127H122ZM150 128V127H149ZM104 129V128H103ZM125 129V128H124ZM132 129V128H131ZM130 129V130H131ZM141 129V128H140ZM168 129V128H167ZM166 129V130H167ZM236 129H237V127H236ZM66 130H69V128H66L65 129V132H66ZM126 130V129H125ZM129 130V129H128ZM134 130H136L135 128L133 129V131ZM142 130V129H141ZM143 130H144V128H143ZM146 130V129H145ZM165 130V131H166ZM238 130V129H237ZM236 130V131H237ZM70 131V130H69ZM132 131V130H131ZM161 131V130H160ZM225 131V130H224ZM228 131V130H227ZM64 132V133H65ZM71 132V131H70ZM126 132V131H125ZM168 132V131H167ZM67 133H68V131H67ZM66 133V134H67ZM148 133V132H147ZM146 133V134H147ZM83 134V133H82ZM144 133H142V135H143ZM160 134V133H159ZM158 134V136H160ZM165 134V133H164ZM141 135V134H140ZM139 135V136H140ZM145 135V134H144ZM143 135V136H144ZM68 136H66L65 135V138H64V140L65 139H67L66 137H68ZM138 135H136V137H137ZM153 136V135H152ZM167 136H168V134H167ZM71 137H70V140H71ZM142 137V136H141ZM154 137H156V135L154 136ZM172 137V136H171ZM174 137H176V136H174ZM178 137V136H177ZM147 138V137H146ZM33 139H35L33 142H32V140ZM142 139V138H141ZM175 139H177V138H175ZM188 139V138H187ZM190 139V138H189ZM55 140L53 141L52 139H50V140H48V142L46 141V143L44 142V144H49V142L50 141H53V142H55ZM63 140V139H62ZM68 140H69V138H68ZM92 139H90V141H91ZM172 140V139H171ZM178 140V147H179V145L181 144V143H183V141L180 143L179 142V139H177ZM181 140V139H180ZM36 141V142H35ZM66 141V140H65ZM89 141V142H90ZM156 141V140H155ZM164 141V140H163ZM170 141V140H169ZM187 141V140H186ZM40 142V141H39ZM52 142V143H53ZM60 142V141H59ZM176 142V141H175ZM34 144V147H33V144ZM41 142L39 143V144H42ZM82 143H83V145H82ZM99 143V142H98ZM97 143V144H98ZM134 143V142H133ZM158 143H160L159 141H158ZM165 143V142H164ZM180 143V144H179ZM185 143V142H184ZM51 144V143H50ZM49 144V145H50ZM54 144L55 143H53V147H55L56 148V144H55V146H54ZM60 144V143H59ZM58 144V145H59ZM72 144H73V141H72ZM75 144H73V145H75ZM95 144V143H94ZM100 144V143H99ZM98 144V145H99ZM136 144V143H135ZM169 144V143H168ZM188 144V143H187ZM57 145V146H58ZM62 145V144H61ZM72 145V146H73ZM86 145H90V144H86ZM93 145V144H92ZM101 145V144H100ZM99 145V146H100ZM124 145V144H123ZM132 145V144H131ZM142 145V144H141ZM144 145V144H143ZM161 145V144H160ZM169 145H171V144H169ZM173 145V144H172ZM174 145H175V143H174ZM184 145V144H183ZM190 145H191V143H190ZM190 145H188L186 148H190ZM195 145V144H194ZM42 146H44L43 144H42ZM46 146V145H45ZM48 146V145H47ZM64 146V145H63ZM66 146V145H65ZM133 146L135 147V145L133 144ZM136 146H137V144H136ZM182 146V145H181ZM186 146V145H185ZM193 146V145H192ZM49 148L51 147V146H48ZM75 147V146H74ZM128 147V146H127ZM127 147H125V148H127ZM131 147V146H130ZM129 147V148H130ZM133 147V148H134ZM144 147H146V145H144ZM175 147V146H174ZM196 147V146H195ZM195 147L193 146V148L195 149ZM204 147V146H203ZM58 148V147H57ZM64 148V147H63ZM69 148V147H68ZM68 148H67V150H68ZM102 148V147H101ZM100 148V149H101ZM128 148V149H129ZM135 148H137V147H135ZM140 148V147H139ZM162 148V147H161ZM182 148H184V147H182ZM205 148V147H204ZM64 149H66V148H64ZM72 149V150H73ZM91 150H92V148H90ZM89 149V150H90ZM169 149V148H168ZM193 149V150H194ZM206 149V148H205ZM71 150V151H72ZM84 150L86 151V150H88V149H85V147H84ZM124 150V149H123ZM130 150V149H129ZM156 150V149H155ZM161 150V149H160ZM192 149L190 150V153H191V151H193ZM197 150V149H196ZM63 152L65 151V150H62ZM74 151H73V153L72 154H74ZM83 151V152H82ZM103 151V150H102ZM102 151H100V152H102ZM118 150L116 149V154L118 153L117 152ZM122 151V150H121ZM120 150H119V152H121ZM139 151V150H138ZM144 151V150H143ZM142 151V152H143ZM163 151V150H162ZM161 151V152H162ZM177 151V150H176ZM183 151V150H182ZM189 150L187 149V151H185V152H188ZM204 151V150H203ZM203 151H201V152H203ZM59 152V151H58ZM57 152V153H58ZM67 152H70L69 150L68 151H66V153H64V154H66V155H68V153ZM89 152V151H88ZM105 153H106V151H104ZM124 152V151H123ZM141 152V153H142ZM151 152V151H150ZM149 152V154H152V153H150ZM152 152H154V150H152ZM193 152H195V151H193ZM198 153H199V151H197ZM200 152V153H201ZM205 152V151H204ZM203 152V153H204ZM71 153V152H70ZM104 153V154H105ZM122 153V152H121ZM141 153H140V155H141ZM169 153V152H168ZM171 153V152H170ZM189 153V152H188ZM203 153H201V154H203ZM58 154H61V153H58ZM63 154V155H64ZM74 154V155H75ZM99 154V153H98ZM102 154V153H101ZM110 154V153H109ZM131 154V153H130ZM130 154H129V152H128V154L127 155H129V157L128 156H126V152H124V156H125V158L126 157H128V158H130L131 156H130ZM143 154V153H142ZM154 154V153H153ZM155 154H156V151H155ZM160 154V153H159ZM172 154H174V152H172ZM193 154V153H192ZM195 154V153H194ZM200 154V155H201ZM211 154V153H210ZM215 154V153H214ZM213 154V155H214ZM91 155V154H90ZM111 155V154H110ZM109 155V156H110ZM117 155H119V154H117ZM144 155V154H143ZM145 155H146V152H145ZM144 155V156H145ZM175 155H176V153H175ZM190 155V154H189ZM204 155V154H203ZM212 155V156H213ZM72 155H69V157H71ZM82 156V158L83 157H85L84 158V160L86 159V156L87 157H89V159H86V161H88L87 163H88V165L86 166L85 165V163H84V161H83V163L81 162L82 160H80V158L79 157H81ZM116 156V155H115ZM121 156V155H120ZM119 156V157H120ZM132 156L134 157V155L132 154ZM144 156H141L142 157V159H143V157ZM147 156V157H146ZM145 157L147 158H145L146 160H150V156L147 154ZM154 156H157V155H151V159H156L157 157H155L154 158ZM161 156H162V154H161ZM180 156V155H179ZM194 156V155H193ZM209 156V155H208ZM215 156V155H214ZM217 156V155H216ZM215 156V157H216ZM218 156H219V154H218ZM232 156V155H231ZM230 156V157H231ZM68 157V156H67ZM68 157V158H69ZM91 157V158H90ZM96 157V156H95ZM111 157H112V155H111ZM110 157V158H111ZM118 157V156H117ZM123 157V156H122ZM122 157H120V158H122ZM135 157H137V159H139V157L137 156V155H135ZM141 157H140V159H141ZM148 157H149V159H148ZM153 157V158H152ZM171 157H172V155H171ZM174 157V156H173ZM192 157V156H191ZM195 157V156H194ZM204 157H205V155H204ZM235 157H238V156H235ZM59 158V159H58ZM81 158V159H82ZM116 158V157H115ZM161 158V157H160ZM165 158H167V159H169V157H165ZM184 158V157H183ZM212 158V157H211ZM97 159V158H96ZM96 159L94 160V161H96ZM98 159H101L100 158V156H99V158ZM97 159V160H98ZM136 159V160H137ZM140 159H139V161H140ZM182 159V158H181ZM187 159V158H186ZM185 159V160H186ZM220 159H222V158H220ZM225 159V158H224ZM80 160V162L81 163H77L78 161ZM111 160V159H110ZM127 160V159H126ZM130 160V159H129ZM133 160V163L135 162L134 160V158L132 159ZM145 160V161H146ZM161 161H162V159H160ZM172 162L171 163H175V161L173 160V158H171L170 159ZM176 160V159H175ZM184 160V159H183ZM206 160V159H205ZM216 160V159H215ZM219 160V159H218ZM92 161V160H91ZM94 161H93V163L92 164H94ZM141 161H144V160H141ZM144 161V162H145ZM153 160H150L149 162H152ZM177 161H179V160H177ZM190 161V160H189ZM228 161V160H227ZM97 162V161H96ZM131 162V161H130ZM137 162V161H136ZM136 162H135V164L134 165H137L136 164ZM149 162H147V163H149ZM155 162V161H154ZM153 162V163H154ZM180 162V161H179ZM191 162V161H190ZM224 162V161H223ZM60 163V164H59ZM86 163V164H87ZM139 163V162H138ZM157 163V162H156ZM159 163V162H158ZM157 163V164H158ZM166 163V162H165ZM184 163V162H183ZM187 163H188V161H187ZM130 164V163H129ZM132 164V163H131ZM182 164V163H181ZM189 164H191V163H189ZM193 164V163H192ZM85 165V166H84ZM133 165V164H132ZM132 165H130L131 166V169L132 168H136L137 166H135V167H132ZM141 165H143L142 163H141ZM140 164H139V166H141ZM156 165V164H155ZM177 166L179 165V163H177L176 164ZM250 165V164H249ZM249 165H246V166H249ZM256 165H258V164H256ZM89 166H93V165H89ZM148 166V165H147ZM154 166V165H153ZM161 166H162V164H161ZM169 166V165H168ZM180 166V165H179ZM235 166V165H234ZM233 166V167H234ZM236 166H238V165H236ZM253 166V165H252ZM255 166V165H254ZM264 166V165H263ZM144 167V166H143ZM185 167V166H184ZM240 166H238V169H240L239 168ZM256 167V166H255ZM262 167V166H261ZM93 168V167H92ZM98 168H99V166H98ZM122 168V167H121ZM138 168L139 167H137L135 170L137 171L138 170ZM144 168H146V166L144 167ZM148 168H150V167H148ZM232 168V167H231ZM235 168V167H234ZM234 168H233V170H234ZM242 168V167H241ZM254 168V167H253ZM139 169H143V168H139ZM147 169V168H146ZM146 169H143V170H146ZM167 169V168H166ZM166 169H165V167H164V172H166ZM176 169V168H175ZM175 169H174V171H175ZM180 169V168H179ZM186 169H188L187 168V166H186ZM228 170H229V168H227ZM249 169V168H248ZM251 169V168H250ZM250 169H249V171H250ZM258 169H261L260 167H258ZM264 169V168H263ZM262 169V170H263ZM151 170V169H150ZM154 170V169H153ZM162 170V169H161ZM141 171V170H140ZM186 171V170H185ZM189 171H191V172H189ZM189 171H186V174H187V172H188V175L190 176L189 178H191V184H192V186L194 185L193 184V182H192V180H196V178H198V176L199 175H203L204 176V174H205V177H206V172L204 173V174H199L198 173V176L197 177H195L196 176V173L198 172H192V170H189ZM210 171H213V170H210ZM252 171V170H251ZM259 170H257L256 171V174H257V172H258ZM264 171V170H263ZM134 172V174L136 173L135 171H133ZM138 172V171H137ZM163 172V173H164ZM176 172V171H175ZM179 172H180V170H179ZM179 172H176L175 174L176 175H179V174H177V173H179ZM184 172V171H183ZM202 172V171H201ZM219 172V171H218ZM146 173V172H145ZM147 173H150V171L148 172V170H147ZM153 173H155V171L153 172ZM160 174H161V172H159ZM162 173V174H163ZM173 173V172H172ZM213 173H216V170L214 171V172H212L210 175L208 174L207 176L208 177H210V176H212V174ZM240 173V172H239ZM241 173H244V172H241ZM262 173V172H261ZM264 173V172H263ZM136 174H141L142 175V177L143 178H145V176H143V175H145V174H143V172H141V173H136ZM151 174V173H150ZM156 174H158V171L156 172ZM160 174L159 175H157L158 177L160 176ZM167 174V173H166ZM219 174V173H218ZM238 174V173H237ZM260 174V173H259ZM259 174H258V176H259ZM165 175V173L163 174V176ZM172 175V174H171ZM220 175V174H219ZM244 175V174H243ZM131 176V175H130ZM133 176V175H132ZM155 176V175H154ZM154 176H152V177H154ZM162 176V177H163ZM175 176V175H174ZM182 176V178H185L184 177V174L183 175H181ZM186 176V175H185ZM203 176H200V177H202V179H200V181L202 180V182L200 183V181L198 182L199 184H197V186L198 185H200L201 186V184L203 183V182H205V180L203 181ZM213 176H214V174H213ZM212 176V177H213ZM215 176H218V175H216L215 174ZM221 176V175H220ZM223 176H224V174H223ZM228 176V175H227ZM226 176V177H227ZM247 176L249 177L250 176V172H249V175L247 174ZM141 177V176H140ZM141 177V178H142ZM161 177V178H162ZM167 178L168 177H170V174H169V176L167 175L166 176ZM165 177V178H166ZM179 177L180 176H178V179H179ZM187 177V176H186ZM211 177V178H212ZM219 177V176H218ZM244 177V176H243ZM129 178H131V177H129ZM128 178V179H129ZM149 179H150V176L148 177ZM157 178V177H156ZM171 178V177H170ZM214 178V177H213ZM220 178H223V177H220ZM229 178V177H228ZM245 178V177H244ZM243 178V179H244ZM256 178V177H255ZM123 179V177L121 178V180ZM154 179V178H153ZM159 178H157V180H158ZM164 179V178H163ZM174 179V178H173ZM198 179V180H199ZM258 179L260 180V183H259V185H258V187H257V185H256V192H255V195H253L252 193H254V192H250V191H248L249 193H251V195H253L254 196V198H250V199H252L251 200V204L249 203V205H252L253 206V212H255L254 213V215L252 216V217H250V218H248V219H246V221H242V222H240V227L239 228H237L235 231L238 233L235 237H228L229 236V232H231V230L230 229H232L233 228V226H234V224H236V223H238V221H241V219L240 220H238V221H236V217L234 218V220L236 221L233 225H231L232 223H233V218H232V216L231 215H228V216H231V219H230V221L232 222H229L228 221V226L227 227H225L224 228V231H226V232H228L227 234H228V244H227V246H226V248L225 249H223L224 250V253L226 254L225 256L227 257L226 258V260H227V262L228 263H236V264H264V175H260L259 177H258ZM117 180V179H116ZM150 180H152V179H150ZM167 180V179H166ZM170 180V179H169ZM182 179H180V181H181ZM219 179H217V181H218ZM223 179H221L220 181L221 182H224V181H222ZM225 180V179H224ZM226 180H228V181H231V180H229V179H226ZM251 180V179H250ZM160 181V180H159ZM163 181V180H162ZM168 181V180H167ZM173 181V180H172ZM206 181H208V180H206ZM245 181V180H244ZM246 181H249L247 178H246ZM255 181V180H254ZM117 182H119V180L117 181ZM154 182V181H153ZM182 183H183V181H181ZM256 182H258L257 180L255 181V183L254 184H256ZM109 183H112V186H110L109 185ZM126 183V182H125ZM124 183V184H125ZM131 183V182H130ZM172 183H174V182H172ZM186 183V182H185ZM184 183V184H185ZM188 183V182H187ZM197 183V182H196ZM195 183V184H196ZM210 183H212V182H209L208 183V185L210 184ZM220 183V182H219ZM226 183V182H225ZM246 183V182H245ZM244 183V184H245ZM248 183V182H247ZM123 184V185H124ZM222 184V183H221ZM234 184V183H233ZM232 184V185H233ZM126 185V184H125ZM170 185V184H169ZM187 185H189V184H187ZM223 185H225V184H223ZM230 185V184H229ZM228 185V186H229ZM253 185V184H252ZM252 185H251V187H252ZM132 186V185H131ZM196 186V185H195ZM195 186H193V187H195ZM202 186H203V184H202ZM204 186H206L205 185V183H204ZM215 187H216V185H214ZM213 186V184H212V186L210 185V187H213V189L215 188ZM222 186V185H221ZM226 186H227V184H226ZM236 186V185H235ZM254 186V185H253ZM123 187V186H122ZM199 187V186H198ZM217 187H218V185H217ZM230 187V186H229ZM234 187V186H233ZM232 186H231V188H233ZM237 187V186H236ZM250 187V188H251ZM119 188V187H118ZM128 189H129V187H127ZM134 188V187H133ZM200 188V187H199ZM220 188V186L218 187V190H220L219 189ZM255 187H253L251 190H253ZM136 189V188H135ZM142 189V188H141ZM144 189V188H143ZM152 189V188H151ZM150 189V191H152ZM181 189V188H180ZM209 189H211V188H209ZM222 189V188H221ZM113 190L115 191V190H118L117 188H113ZM154 190V189H153ZM156 190V189H155ZM250 190V189H249ZM137 191V190H136ZM140 191V190H139ZM215 191V190H214ZM224 191V190H223ZM253 191H255V189L253 190ZM66 192L68 193V192H70V193H75V195L78 197V201H76L75 199V201L73 200V201H71L70 199H71V197H69V199H68V195L66 194ZM115 192H117V191H115ZM132 192V191H131ZM154 192V191H153ZM161 192V191H160ZM227 192L228 191H226V194H227ZM247 192V193H248ZM69 193V194H70ZM128 193V192H127ZM126 193V194H127ZM152 193V192H151ZM237 193H239V192H237ZM248 193V194H249ZM125 194V195H126ZM145 194H147V193H145ZM168 194V193H167ZM222 194V193H221ZM225 194V195H226ZM236 194V193H235ZM124 195V194H123ZM141 195V194H140ZM188 195V194H187ZM217 195V194H216ZM225 195L223 194V196H224V198H225ZM229 195V194H228ZM227 195V196H228ZM234 195V194H233ZM232 195V196H233ZM250 195V196H251ZM71 196L72 197H74L73 196V194H71ZM171 196V195H170ZM184 196V195H183ZM189 196V195H188ZM192 196V195H191ZM232 196L230 197L229 196V198H232ZM243 196V195H242ZM241 196V197H242ZM246 196H248L247 194H245V198H246ZM253 196H251V197H253ZM132 197V196H131ZM137 198L139 197V195H137L136 196ZM134 198V199H137V198ZM148 197V196H147ZM146 197V198H147ZM218 197H221V196H218ZM235 197V196H234ZM233 197V198H234ZM237 197V196H236ZM236 197H235V199H236ZM179 199H180V196L178 197ZM226 198H228V197H226ZM151 199V198H150ZM187 199V198H186ZM234 199V200H235ZM240 199H243V197L242 198H240ZM239 199V200H240ZM126 200H127V198H126ZM141 200H143V198L141 199ZM153 200V199H152ZM175 200V199H174ZM174 200H171L172 201V203H174ZM184 200V199H183ZM182 200V201H183ZM187 200H189V199H187ZM193 200V199H192ZM195 200V199H194ZM232 200V199H231ZM231 200H230V202H231ZM248 199H246V201H247ZM148 201V200H147ZM147 201H145L144 203H146ZM179 201H181V200H179ZM242 201V200H241ZM244 201V200H243ZM246 201H244V204L245 205H248L247 204V202ZM83 202V201H82ZM82 202H80V203H82ZM124 202H122V203H124ZM175 202H177V204H178V201H175ZM185 202H186V200H185ZM184 202V203H185ZM188 202V201H187ZM187 202H186V204H187ZM196 202V201H195ZM233 202V201H232ZM235 202V201H234ZM79 203V204H80ZM121 203V204H122ZM127 203H129V202H127ZM143 203V204H144ZM181 202H179V204H180ZM183 203V204H184ZM191 203H192V201H191ZM190 203V204H191ZM241 203V202H240ZM3 204V205H4ZM116 204V203H115ZM175 204V203H174ZM177 204H175V205H177ZM188 204H189V202H188ZM229 204H231V203H229ZM233 204V203H232ZM242 204V203H241ZM1 205V204H0ZM3 205H2V207L1 208H3ZM81 205V204H80ZM79 205V206H80ZM146 205V207H148L147 206V204H145ZM182 205V204H181ZM185 205V204H184ZM192 205V204H191ZM190 205V206H191ZM248 205V208H250V206ZM14 206V207H15ZM113 206H115V205H113ZM112 206V207H113ZM118 206V205H117ZM125 206V205H124ZM137 207H138V205H136ZM161 206V205H160ZM180 206V205H179ZM178 206V207H179ZM193 206V205H192ZM201 206V205H200ZM15 207V208H16ZM81 207V206H80ZM79 207V208H80ZM96 207V206H95ZM102 207V206H101ZM127 207H129L128 205H127ZM174 207V206H173ZM177 207V206H176ZM181 208H182V206H180ZM84 208H86V207H84ZM98 208V207H97ZM122 208V207H121ZM139 208H141V207H139ZM138 208V209H139ZM152 209L154 208V207H151ZM156 208V207H155ZM183 208H185L184 206H183ZM240 208V207H239ZM237 209V210H239V211H237L236 209L235 210H232V211H234V213L237 211V213L239 214L240 213V209ZM245 208H247V207H245ZM244 208V209H245ZM252 208V207H251ZM5 209V208H4ZM92 209V208H91ZM119 209H120V207H119ZM127 209H129V208H127ZM142 209V208H141ZM186 209V208H185ZM213 209V208H212ZM2 210V209H1ZM8 209H5V211L7 212V213H9V212H11L12 211V213H10V214H13V211H18V210H15V209H13L12 210V208H11V211H7ZM104 210V209H103ZM121 210V209H120ZM124 210V209H123ZM140 210V209H139ZM145 210H148V208L147 209H145ZM153 210H155V209H153ZM152 210V211H153ZM241 210H242V206H241ZM4 211V212H5ZM86 211H87V209H86ZM122 211V210H121ZM136 211V210H135ZM148 211H150V209L148 210ZM246 211V210H245ZM247 211H248V209H247ZM246 211V212H247ZM3 211H0V213H2ZM47 212H50V214H47ZM76 212V211H75ZM74 212V213H75ZM82 212V211H81ZM98 212V211H97ZM101 212V211H100ZM106 212H108V211H106ZM182 213L184 212V211H181ZM186 212V211H185ZM217 212V211H216ZM230 212V211H229ZM15 213H17V212H14V214ZM20 213H22V214H20ZM44 213H46L47 215H45ZM87 213H89V212H87ZM94 213V212H93ZM96 213V212H95ZM99 213V212H98ZM104 213V212H103ZM223 213V212H222ZM6 214V213H5ZM13 214V215H14ZM43 214L45 215L44 217H43ZM63 214H65V213H63ZM79 214H81V213H79ZM78 214V215H79ZM85 214V213H84ZM105 214V213H104ZM184 214H187V212L186 213H184ZM214 214H215V212H214ZM217 214V213H216ZM252 214V213H251ZM19 215H17L18 217H17V220H18V218H19ZM24 215L21 217L20 216V218H22V220L24 221L25 219H24ZM48 215H50V218H49V216ZM93 215V214H92ZM119 215V214H118ZM205 215V214H204ZM213 215V214H212ZM226 215V216H227ZM0 216H4L3 218H5V219H8L5 215H0ZM87 216V215H86ZM86 216H84V217H86ZM114 216V215H113ZM117 216V215H116ZM120 216V215H119ZM118 216V217H119ZM203 216V215H202ZM250 216V215H249ZM1 217V218H2ZM15 217H16V214H15ZM14 217V218H15ZM27 218L26 219H28V216H26ZM42 217V218H41ZM63 217H65V216H63ZM68 217H70V216H68ZM204 217V216H203ZM223 217V216H222ZM241 217V216H240ZM240 217H238V218H240ZM20 218H19V220L18 221H20ZM30 218V217H29ZM72 218H74V217H72ZM105 218V217H104ZM109 218V217H108ZM223 218H225V217H223ZM227 218V217H226ZM34 219V218H33ZM36 219H38V218H36ZM60 219V218H59ZM86 219V218H85ZM99 219V218H98ZM220 219V218H219ZM245 219V218H244ZM243 219V220H244ZM1 220H3V219H1ZM8 220H10V219H8ZM7 220V221H8ZM15 220H16V218H15ZM32 220V219H31ZM81 220V219H80ZM114 220V219H113ZM183 220H185L186 221V219H183ZM224 220V219H223ZM11 221V220H10ZM18 221H17V223H18ZM23 221H20V223L19 224H21V223H23ZM27 221H30V220H27ZM27 221L25 222V225L27 224ZM39 221V222H40ZM46 221L47 220H45L44 222L46 223ZM53 221V220H52ZM58 221V220H57ZM61 221H64V220H61ZM70 221V220H69ZM84 221V220H83ZM96 221V220H95ZM185 221H183V223L185 222ZM221 221H222V219H221ZM31 222V221H30ZM30 222H29V226H30ZM34 222V221H33ZM36 222H37V220H36ZM58 222H60V220L58 221ZM66 222V221H65ZM88 222V221H87ZM3 223V222H2ZM10 223V222H9ZM14 223H16L15 221H14ZM16 223V224H17ZM32 223V222H31ZM41 223H43V222H41ZM180 223H182L181 221H180ZM223 222H221V224H222ZM231 223V224H230ZM242 223V224H241ZM15 224V225H16ZM36 224V223H35ZM220 224V225H221ZM14 225V224H13ZM25 228H28V230L26 231L27 233L28 232H30V230H29V226H25L24 225V223L22 224ZM22 225H21V227H22ZM39 225V224H38ZM58 225V224H57ZM64 225V224H63ZM67 225V224H66ZM72 225V224H71ZM224 225H226L225 223H224ZM237 225H239V224H237ZM17 226V225H16ZM79 226V225H78ZM83 226V225H82ZM19 228H20V226H18ZM17 227V229H19ZM23 227V228H24ZM54 227V226H53ZM93 227V226H92ZM23 228H21V229H19L20 231H19V233H18V235L20 234V232L22 231V229ZM24 228V229H25ZM1 229V228H0ZM9 229H11V228H9ZM43 229V228H42ZM12 230V229H11ZM26 230V229H25ZM44 230V229H43ZM88 230V229H87ZM86 230V231H87ZM5 231V230H4ZM94 231V230H93ZM26 233L25 231H22V233ZM77 232V231H76ZM83 232V231H82ZM98 232V231H97ZM223 232V231H222ZM91 233V232H90ZM104 233V232H103ZM184 233V232H183ZM186 233H188V232H185V234ZM235 232H233V234H234ZM7 233H5V235H6ZM88 234V233H87ZM94 234V233H93ZM175 234V233H174ZM232 234V235H233ZM9 235H11V232H10V234ZM17 235V236H18ZM24 236H25V234H23ZM67 235V234H66ZM133 235V234H132ZM135 235V234H134ZM177 235L178 234H176V237H177ZM182 235V234H181ZM187 235V234H186ZM8 236V235H7ZM19 236H21V239H24V241H26L25 239L27 238H22V235L20 234ZM18 236V237H19ZM26 236H27V234H26ZM84 236V235H83ZM115 236V235H114ZM171 236V235H170ZM174 236V235H173ZM179 236H180V233H179ZM183 236V235H182ZM234 236V235H233ZM1 237V236H0ZM10 237V236H9ZM12 237V236H11ZM10 237V238H11ZM15 237H16V235H15ZM79 237V236H78ZM85 237V236H84ZM106 237V236H105ZM130 237H132L131 235H130ZM139 237V236H138ZM184 237V236H183ZM186 237V236H185ZM184 237V238H185ZM12 238H14V236L12 237ZM102 238V237H101ZM107 238V237H106ZM134 238V237H133ZM137 237H135V239H136ZM171 238V237H170ZM178 238V237H177ZM176 238V239H177ZM182 238V237H181ZM184 238H182L183 240H182V242L184 241V240H186V239H184ZM17 240L19 239V241L21 242V243H25V245H26V242H23V241H21L20 240V237L19 238H16ZM32 239V238H31ZM65 239H67V238H65ZM88 239V238H87ZM100 239V238H99ZM105 239V238H104ZM104 239H102V240H104ZM108 239V238H107ZM115 239V238H114ZM114 239H112L113 241H114ZM135 239H133L132 241H134ZM140 239V238H139ZM136 240V241H139L140 242V240ZM145 239H147V238H145ZM167 239H169L168 237H167ZM166 239V240H167ZM209 239V238H208ZM206 237H200L199 238V240L201 241V242H204V245H207L208 243V240ZM16 240V241H17ZM28 240V239H27ZM90 240V239H89ZM106 240V239H105ZM102 241V243H105L106 244V241ZM110 240H111V237H110ZM109 240V241H110ZM122 240V239H121ZM125 240V239H124ZM124 240H122L121 241V243H123L124 242ZM142 240V239H141ZM178 240V244L181 242V240L180 239H177ZM196 240V239H195ZM195 240H194V242H195ZM199 240H197L198 241V243H200L199 242ZM11 241V240H10ZM9 241V242H10ZM12 241H13V239H12ZM12 241H11V243H12ZM29 241H30V239H29ZM73 241V240H72ZM85 242H86V240H84ZM93 241V240H92ZM118 241H120V240H118ZM170 241V240H169ZM172 241V240H171ZM175 241V240H174ZM187 242H189L188 240H186ZM185 241V242H186ZM193 241V240H192ZM192 241L191 242H189V243H187L186 244V246L189 244H191L192 243ZM221 241V240H220ZM71 242V241H70ZM77 242H79V241H77ZM82 242V241H81ZM80 242V243H81ZM85 242H82L81 244H86ZM116 242V241H115ZM115 242H113L114 244H115ZM128 242V241H127ZM127 242L125 243V248H126V246H129L128 244H127ZM173 242V241H172ZM177 242V241H176ZM184 242V243H185ZM193 242V243H194ZM18 243V242H17ZM16 243V244H17ZM29 243V242H28ZM27 243V244H28ZM30 243H31V241H30ZM30 243H29V245H30ZM76 243V242H75ZM79 243V244H80ZM108 243V242H107ZM110 243H112V242H110ZM138 243V242H137ZM170 243V242H169ZM205 243H207V244H205ZM220 243V242H219ZM16 244H15V246H16ZM19 244V243H18ZM78 244V245H79ZM127 244V245H126ZM131 244H133V243H131ZM141 243H139V245H140ZM203 244V243H202ZM210 244V243H209ZM215 244V243H214ZM24 245V244H23ZM32 245V244H31ZM77 245V244H76ZM75 245V246H76ZM88 245H90L89 243H87L86 244V246H88ZM109 246H110V244H108ZM117 245H120V244H118V242H117ZM122 245V244H121ZM124 245V244H123ZM123 245L121 246V247H123ZM136 245V244H135ZM134 245V246H135ZM182 245H184V244H181L180 246H182ZM82 246V245H81ZM108 246V247H109ZM112 246H113V244H111V248H112ZM142 246V245H141ZM167 246H170V247H168L169 249L171 248L172 250V252H173V250H175L174 251V253L175 252H177V253H179V254H184V252H186L187 253V250H186V247L184 248V246H182V247H179L178 245H177V247H176V245H175V242L174 243H170V245H167ZM197 246H201V245H198L197 244ZM79 247V246H78ZM107 247V248H108ZM116 247V246H115ZM118 247H120V246H118ZM121 247H120V249H121ZM130 247V246H129ZM132 247V246H131ZM143 247H145L146 248V246H142V248L141 249H143ZM148 247V246H147ZM193 247V246H192ZM196 247V246H195ZM220 247V246H219ZM83 248V247H82ZM111 248L109 249V250H111ZM117 248V247H116ZM135 248V247H134ZM134 248H132V249H130L131 250V253L132 254H130V255H133V252L134 251H136ZM148 248H150V247H148ZM148 248H146V249H144V251H142V253H141V255H143L144 257L142 258V260L141 259H139V260H135L134 261V263H132V264H154V263H156V260L158 259V257L159 256H156V254L154 255L153 253H151V252H153V251H151L150 252V250L148 249ZM174 248V249H173ZM17 249V248H16ZM16 249L15 250H13V249H11V248H9V247H7V246H4V244H0V255H1V257L3 256H5V257H7L8 259H10V261L12 262L13 261V263L14 264H29L30 263V261L32 260L33 261V259L31 258V257H33V256H37V255H35V253L34 252H32V253H34V255L32 256V254H28V262L29 263H25V260H24V258L23 257H26V256H23L22 257V255L20 254V253H22L21 251L20 252H18V251H16ZM19 249V248H18ZM28 249V248H27ZM84 249V248H83ZM86 249H87V247H86ZM112 249H114L115 250V248H112ZM118 249V248H117ZM120 249H118V251L120 250ZM127 249H128V247H127ZM188 249H189V247H188ZM129 250V251H130ZM190 250V249H189ZM188 250V251H189ZM193 250V249H192ZM25 251V250H24ZM23 251V252H24ZM28 252H29V250H27ZM85 251V250H84ZM82 249L81 250H72V251H70V252H68L66 255H70L72 252H77V253H82V254H86L87 255V252H89V251H85L84 252ZM116 252H118L117 250H115ZM127 251V250H126ZM170 251V252H171ZM191 251V250H190ZM196 251V250H195ZM206 252V251H205ZM25 253H27V252H25ZM29 253H31V251L29 252ZM119 253V252H118ZM123 253V252H122ZM126 253V255L128 256V254L130 253V252H125ZM125 253H123V254H125ZM188 253H190V252H188ZM24 254V253H23ZM136 253H134V257L136 256L135 255ZM192 254V253H191ZM206 254V253H205ZM129 255V256H130ZM139 255V254H138ZM137 255V256H138ZM176 255V254H175ZM175 255L173 254V256L175 257ZM184 255H187L188 256V254H184ZM216 255V254H215ZM179 255L177 254V257H178ZM181 256V255H180ZM186 256V257H187ZM205 256V255H204ZM132 257V256H131ZM130 257V258H131ZM133 257V258H134ZM139 257V256H138ZM182 257V256H181ZM184 257V256H183ZM34 258V257H33ZM173 258V257H172ZM192 258V257H191ZM196 258V257H195ZM3 259H5V258H3ZM29 259H30V261H29ZM174 259H176V258H174ZM178 259V258H177ZM176 259V260H177ZM183 259V258H182ZM6 260V259H5ZM38 259L36 258V261H37ZM150 260V261H149ZM191 260V259H190ZM8 261V260H7ZM9 261V262H10ZM32 261H31V263L30 264H33L32 263ZM62 262L64 261V259L63 260H61ZM60 261V262H61ZM67 261V260H66ZM177 261H179V260H177ZM158 262V261H157ZM181 262V261H180ZM183 262H184V259H183ZM182 262V263H183ZM186 262V261H185ZM34 263H35V260H34ZM38 263V262H37ZM36 263V264H37ZM78 263H80V262H78ZM159 263H160V261H159ZM169 263V262H168ZM7 264V263H6ZM61 264V263H60ZM68 264V263H67Z\"/></svg>","mask_w":264,"mask_h":264},{"label":"built area","instance_id":"built-area-1","mask_svg":"<svg viewBox=\"0 0 264 264\" xmlns=\"http://www.w3.org/2000/svg\"><path fill=\"white\" fill-rule=\"evenodd\" d=\"M64 260H71L73 261L74 259L77 260L78 262H81L82 264H100L98 260L95 258L82 254V253H77V252H72L70 255H64Z\"/></svg>","mask_w":264,"mask_h":264}]
</instances>
